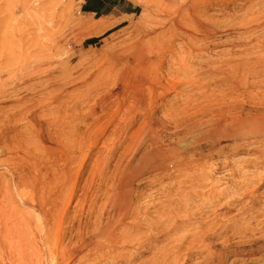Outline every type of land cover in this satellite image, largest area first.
Masks as SVG:
<instances>
[{
	"label": "rangeland",
	"instance_id": "obj_1",
	"mask_svg": "<svg viewBox=\"0 0 264 264\" xmlns=\"http://www.w3.org/2000/svg\"><path fill=\"white\" fill-rule=\"evenodd\" d=\"M188 1L189 0H0V191H1L0 196L3 197L5 194L7 195V197L2 198V199L5 198L4 199L5 201L3 202V204H8V202L10 200L12 206H14V210L17 212L15 214V216H18L20 218V226H21L20 228L22 229L21 239L23 240V242L21 240V243L19 244V245H21L20 246L21 248L16 247V250L18 248L21 249L24 254L26 253V256H27L29 254L27 251L24 252L25 249L32 250V251L35 249V251L36 252L38 251L37 253H39L38 255H40V257H41V258L39 257L40 258L39 264H53L52 260H53L54 256L55 255L58 256L61 254V253H59L60 252L59 249L61 250L62 246H65L67 244L70 235L77 233L79 231L80 227H81V229H84V226H83L84 223L86 226L85 228H88L89 230H91L90 225H92L91 220L93 219V217L90 216L91 215L90 210H91V207L93 205L90 208L86 205L84 207L85 209H83L82 211L79 212V214L76 217L77 220L75 219V221H78V218H80L81 221L80 220L79 221L80 222L84 221V222L83 223L79 222L80 223L79 226H77V222H75L74 226L72 228L66 226V225H68V223H67V221H65V218H67V217L69 218L75 214V212H73L74 211L73 207H74V204L76 201L75 198L71 200L72 204L70 203V206L66 205V201H64L63 204L62 203L60 204L59 202H57L56 205H53V206L48 205V207L45 208L44 211L39 208V206L41 204L44 205L47 203V200L43 199V197H42V195L46 196V193H44L42 189H43V186L45 188V186L49 182V179L54 175L53 174V166L56 165V167L58 168L60 165L63 164V162L60 159L59 160L61 162H57V163L54 162V159H56V156L60 157L59 156L61 154L60 150H83L82 151L83 152L82 159L77 164V167H79V165H80L81 173H82V174L79 173V181L78 182L80 185L78 183H77V185L82 187L83 183H85L86 179H88V187L90 188L89 190L91 192V200L93 199V194H94V197H95L94 201H97L96 208H97V206H99L98 209L100 210V206H101V208L103 206H105L104 204H105V197H106L105 195L102 194V191L104 188L103 189H101V188L105 186V183L102 181L101 177L105 174L110 175L112 172H114L115 167L118 166L115 164L118 160L117 154H119V152H121V150H133V149L135 150V145L133 144L135 142L131 143L133 138H134L133 141L136 140L135 138L140 139V137L144 133L141 136H139V135L145 131H147L146 133H148L147 135H149L150 130L148 131L147 128L151 127V131H153L155 134L157 133L159 135L158 137L161 140H165V142L169 143L170 145H176V144L183 143L184 141L189 140L190 135L187 132L183 131L182 129H180L181 131L179 130V132L177 134H173V132H174L173 128L174 127H173V121L171 120L172 115H178L176 117V119L179 118V119H183V120H184V118L186 120V118L188 119L190 117V119L194 120L193 125L196 128H200L203 125V124L200 125L201 123H209L208 121H211V119L212 120L215 119V116H213V115L215 114V112L217 110H220V109L226 110L229 106L230 107L234 106V108H237L236 106H241V104H244V106L246 108H250V106H252L253 104H255V103L258 104V102L259 103L262 102V99H264V97H262V96H264V91H262V90H264V73L261 72V71H264V70H262V69H264V66H262V65H264V0H199V3H198V0H193V1L190 0V2H188ZM189 3H190V5L193 4L191 6H194L195 9H197V8L199 9L198 10L199 13H197L195 19H197V20L199 19L201 23L204 22V24L205 23L208 24L207 29L203 28L202 26H200L198 24H196L197 26L193 25L191 27V24L189 25V23H186L187 15L183 13V10H182V14H181L179 12L178 8L179 7H190ZM172 7L174 8L173 12H171V11H169V9H167V8L173 9ZM162 8H165L164 9L165 11L162 10ZM204 9H205V11H204ZM201 10H203L204 14L200 13ZM181 15H182V18L184 20L181 18ZM200 15L201 16L204 15V16H202L203 20H202ZM173 19L180 20V22L183 20V22H185V23L181 22V24H183L182 25L183 27L180 24L179 28L175 29L174 26L171 24ZM205 20H207L208 22H206ZM251 25H253V26H251ZM189 26H190V29H189ZM248 27L249 28L255 27V28H254V30L252 29L253 31L251 30L249 32L248 30H250L251 28L248 29ZM180 28H182V29H180ZM202 28L204 31L205 30L206 31L203 32ZM162 29H164V30H162ZM170 29L172 30V32L168 31ZM179 29L183 30V31L179 32L180 31ZM208 29H209V31H208ZM176 30H177L178 34H177V32H175ZM210 31H212V32L210 33ZM174 32H175V36H174ZM188 32H191V33H188ZM241 32L242 33L244 32L243 33L244 36L242 35ZM185 33H187V35ZM206 33H209V35L208 34L206 35ZM191 34H192V37H188V36H191ZM164 38H166V39L164 40ZM191 38H193V40ZM208 39H209V41H211V42L214 41V42H212V43L210 42V44H211L210 45ZM187 40L189 41V43ZM215 40H216V42H215ZM194 41H195V43H194ZM199 41H202V42L200 43ZM197 42L200 43L199 44L200 48H198ZM144 43L154 47L156 50V54H158V55L154 56L153 55L154 53L152 54L151 52H149ZM190 43H192L193 45L192 44H191L192 46L189 45L191 47H190V49H187V48H189L188 44H190ZM242 43H244V44H242ZM195 44H196V46H195ZM250 44L251 45L253 44L256 47L254 48V46L252 47ZM201 45L203 47H201ZM183 46L184 47L187 46V47L184 48ZM183 48L185 49V52L182 53ZM251 48L254 52L256 50L255 54L253 53L252 50H250ZM172 49L175 51H173ZM186 49L188 51H191L190 55H192V56H188L189 53H187ZM246 49H249L253 55L250 53L249 50H246ZM139 50L142 51V53H141L142 55L141 54L139 55V57H140L139 59H135L134 56L137 55L138 53H140ZM198 50L200 52H198ZM192 51H194V52H192ZM201 51L203 52V55H205L204 53H206L208 58H207V56H202ZM248 51L252 56H249ZM236 52L239 55L242 54L240 56V58L238 57L239 55ZM245 52H246V54L248 53V55H245ZM172 53H174V54H172ZM199 53H201V54H199ZM233 53H235V54H233ZM183 54L184 55L188 54V55L183 56ZM193 54H194V56H193ZM173 55L175 58L173 57ZM221 55H224V56H222V58H221L220 57ZM229 55H232V58H230L231 56H229ZM197 56H198V58H197ZM199 56L203 57L204 63L201 60L202 57L199 58ZM225 56H227L229 58H227V57L225 58ZM254 56L256 59L253 58ZM217 57H219V59ZM223 57H224V59H223ZM141 58H143V59L141 60ZM160 58H161V60H160ZM205 58L207 59V62H206ZM235 58H237V59H235ZM148 59H149V64L147 65L146 62L148 61ZM183 59H185L184 62H183ZM199 59L201 60V62L199 61ZM226 59L227 60L229 59V60L227 61ZM260 59L262 60V62H260L261 61ZM246 60L249 61V63L247 62L248 63L247 65L245 62ZM258 60H260V61H258ZM107 61H110V62H107ZM223 61H224V63H223ZM239 61H242V62L244 61L243 62V63H245L244 66L246 65L248 68H246V66L244 67L243 63L239 62ZM254 61L255 62L257 61L256 64ZM176 62H178V65ZM213 62H215V63H213ZM221 62H222V64H220ZM127 63L128 64L131 63V65L128 66ZM233 63L238 64V66L237 65L234 66ZM117 64H118V66H116ZM126 64H127V66H126ZM145 64H146L147 68L145 67ZM231 64L233 65V66H231V68L227 66V65H231ZM253 64H254V66L252 67ZM110 65L112 67H110ZM179 65H181V66H179ZM249 65H251V66L249 67ZM105 66H106V68H107V66H109V69L113 68L112 69L113 71L109 70L108 68L106 69ZM131 66L133 67L132 69L130 68ZM151 66H152V69H151ZM153 66H154V68H153ZM207 66H209V67L207 68ZM127 67H129V69H131V70H134V69L137 70L138 69L137 70L138 73L141 71H143L142 73H144V74H146L148 71H150V72L155 71V73H156V71H157L158 76L162 73L163 75L161 74L162 77H160V78H162V84H163V80L165 77H166L165 80L168 78L169 81H168V79L166 81L164 80V84L162 85L160 90L158 89V91H161V90L166 91L167 90L166 92L161 91L165 95L163 93H160L162 95H159V92L157 91L159 98H157V99L153 98V99H151L152 102H150L151 100L150 101L148 100L150 97L147 99V97H148L147 92L148 91H147V87L145 88V86H147L146 84H144V85L140 84L141 86L138 85L137 88L133 87V89H131L129 86H126L125 88H123V86L120 85L121 84L120 79L123 75H125L124 72L126 70L127 71L129 70ZM143 67H145V69H143ZM155 67L158 68V70ZM169 67H171V68H169ZM224 67H226V68H224ZM235 67H237L236 70L229 73V71L230 70L232 71L233 70L232 68H235ZM177 68L179 70L178 71L179 73L174 72V71H176ZM171 69H172V71H171ZM246 69H247L248 73L244 72L247 74L245 77L244 76L245 74L242 71H244V70L246 71ZM248 69L251 70V73L254 70H255L254 71L255 73L258 72V74H257L258 76H260V74H261V76L257 79H261L262 81L261 80L260 81L262 83H260V81L256 79L257 80V81H255L256 86L251 88L252 87L251 81L253 79H251L252 75L250 74ZM108 70H109V72H108ZM114 70H115V72H114ZM116 70L118 73H116ZM256 70H258V71H256ZM106 72H107V74H106ZM240 72H242V73H240ZM115 73H116V75H115ZM122 73H124V74H122ZM185 73H188V75H189V73H191L188 76V78H186L189 81H186L184 79V82L186 81L185 84H183V82L181 84V79H182L181 76L184 78ZM192 73L194 76L192 75ZM111 74H113V75H111ZM207 74H208V76H207ZM213 74H215V76ZM241 75H242V77L243 76L244 77L242 78ZM257 75L255 74V78L257 77ZM108 76L110 77L109 79H108ZM247 76H249V77H247ZM191 77L194 78L193 80H195V81H193L191 79ZM212 77L214 79H212ZM101 78L103 80H100ZM113 78L115 81L114 80L112 81ZM118 78H120V79H118ZM241 78H242V81L245 78V80H244L245 82L244 81L243 82L238 81V79L241 80ZM221 79H227V80L224 81L222 84H219V88L214 87L215 86L214 83H217ZM177 80L180 81L181 85L179 84V81H177ZM103 81H106V83L107 82L108 83L107 84L105 82L102 83ZM175 81H176V83H175ZM192 82H195V83H192ZM240 82H242V83H240ZM99 83H101L100 84L101 86L97 87L99 85ZM169 83H170V85H169ZM227 83H228V85L230 84L231 86H228ZM104 84H106L107 87H106V85L104 86ZM109 84H111V85H109ZM112 84L114 85L113 87H112ZM174 84L175 85L177 84V85L175 86ZM193 84H195L197 86V89H196V86L193 87ZM239 84H241V85L239 86ZM249 84H250V86H249ZM259 84H260V86H258ZM164 85L167 86L169 89L168 88L164 89V87H165ZM226 85H227V87H226ZM237 85H238V87H237ZM27 86H29V87L26 88ZM94 86L97 87L96 88L97 91L95 90ZM171 86H174V88L172 87V89H171L170 88ZM198 86H202V87L200 89H198ZM78 87H80V88L78 89ZM102 87H104L103 88L104 90L102 89ZM141 87H143V88H141ZM221 87H222V89L223 88H225V89L229 88V91L232 89L233 90H232V92H229V91H227L228 89L222 90ZM233 87H235V90ZM243 87H244V89H243ZM25 88H26V90H25ZM202 88H204V89L202 90ZM107 89L112 92V93L110 92L112 95L115 94L114 92H116V94H115L116 97L114 98V95H113L112 100L110 98V96L112 97V95L109 93V91ZM121 89H123V90H121ZM143 89H144V91H143ZM209 89H211V90L209 91ZM212 89H213V91H212ZM253 89L255 91H253ZM34 90H36V91H34ZM116 90H118V91H116ZM125 90H127V91H125ZM135 90L137 91V93H139V98L137 100H135L136 103L134 102L135 104L138 105V106H136L137 110H135L137 112L136 113L137 115L134 118V116H133L134 114H132V113H134V110H130L129 114L125 113L124 111L127 108H129L127 102L129 101V98H131V96H132L131 94L133 92H135ZM204 90H206L208 93H206V91H204ZM251 90L253 91V93H255V92L257 93V94L255 93V97L253 96V94H251ZM40 91H41V93H39ZM128 91H129V93L131 91L132 92L130 94H128ZM247 91L250 93H247ZM61 92H63L64 94H65V92H68V95L70 96V97H68V95H67V100L64 102V105H62V107L56 108L55 106H52L51 104H49V103H51V100L53 101V99H55L56 96H58ZM99 92H100V94H99ZM102 92L103 93L106 92L107 94H110V96L108 95L109 96L108 97L107 95H105L106 93L103 94ZM144 92H146V93L144 94ZM214 92H215V94H214ZM222 92H223V94H222ZM226 92L228 95L226 94ZM236 92L237 93L239 92V95ZM95 93H96V95H95ZM197 93H199V94H197ZM230 93H234V94L231 95ZM126 94H127V96L129 95L128 96L129 98L126 96ZM141 94H143V95L141 96ZM210 94H212V95H210ZM213 94H214V96H213ZM218 94H220L219 96L222 97L223 99L220 98L218 96ZM224 94H226L227 98L228 99L230 98V99L228 100ZM54 95H56V96H54ZM243 95H245V96H243ZM258 95L259 96L262 95V96H260V98H259ZM208 96H211V98ZM160 97H161V99H160ZM8 98H10V99H8ZM41 98H42L44 103H42ZM205 98L209 103L206 101V102H203V104L201 105L202 101L205 100ZM75 99H80L82 102V105H83V109L82 108L79 109V110H81L80 112H82V110H83V113H80L79 118H78L80 121L78 119L76 120L75 118H73L75 120L74 121L72 119L73 111H69V109H68L71 107V104H72L73 100H75ZM93 99H95L96 102ZM103 99H105L107 101L110 100L109 102H112V104H111L110 110L107 109V113L101 114L100 101H102ZM146 99H147V102H145ZM224 99H225V101H224ZM259 99H261V100H259ZM98 100H100V101L97 102ZM233 100H235V101H233ZM244 100L246 102H244ZM252 100H254V101H252ZM255 100H257V101H255ZM32 101H34V103H32ZM35 101L36 102L38 101V102L36 103ZM130 101H132V100H130ZM142 101L145 102V104L148 103L149 106L154 105L157 102H159V103H157L159 106L155 105V107L153 109L154 113L150 114V112L152 111V110H150L151 107L149 108V110H148V108L146 109V106H148V105H145ZM213 101H215L217 104H215V102L213 103ZM228 101H230V102H228ZM247 101H249V102H247ZM46 102H48V103H46ZM138 102H140V103H138ZM221 102H222V104L225 103L226 105H222ZM84 103H85V105H84ZM96 103L98 106L96 105ZM150 103H154V104H150ZM32 104H34V105H32ZM45 104H47L48 110H45V109H47L46 107L44 108V106H46ZM125 104H126V106H125ZM139 104L145 105V106L140 105L142 110H141V108H138ZM195 104H196V106H195ZM210 104L211 105L213 104L214 107L209 106ZM38 105H40V107ZM41 105H42V107H41ZM48 105H50V106H48ZM187 105L189 108H186ZM120 106H121V108H120ZM182 106L185 108H183ZM36 107L40 108V110L38 108V112H36L37 111ZM51 107H52V112H51ZM92 107H94L95 110H93ZM95 107L97 108V110ZM193 107H195V108L193 109ZM197 107H199V109ZM204 107L205 108L207 107V109H205ZM16 108H17V110H16ZM59 108H60V110H59ZM65 109H68L67 110L68 113ZM188 109H189V111H188ZM196 109H198V110H196ZM212 109H215V110H212ZM41 110L42 111L45 110V111L42 112ZM70 110H73V109L71 108ZM203 110H208L209 113L211 110L215 111V112L211 115H208V116H210L208 118L207 115L201 116L202 115L201 112ZM55 111L57 112V114H54V113H56ZM63 111H64V114L62 113ZM65 111H66V113H65ZM94 111H96V112H94ZM139 111H141V112L143 111V114H144V115L142 114L143 117H140L142 115H141V112H139ZM144 111H145V113H144ZM10 112H13L16 115V119L18 118L16 122H10V123L6 122L5 117ZM20 112L23 113L22 117H21ZM28 112L30 114H28ZM45 112H46V114H45ZM148 112H149V115H148ZM5 113H7V114H5ZM38 113L40 114V116ZM69 113H70V115H69ZM183 113H184V115H183ZM97 114L99 116H97ZM53 115L56 117L54 118ZM195 115H198V116H195ZM58 116L59 117L62 116V117L59 118ZM81 116H82V120H81ZM104 116H105V118H104ZM38 117H39V119H38ZM67 117H69V118H67ZM129 117H131L129 119L130 124H129V122L127 123L128 120L126 119ZM51 118H54V119H51ZM123 118H125V119H123ZM132 118H133V120H131ZM143 118H145L149 122H147ZM25 119H26V121H25ZM57 120H58V122H57ZM143 120H144V122H143ZM150 120L152 123L150 122ZM47 121H50V122H47ZM52 121L54 123H56L57 126H56V124H54V127H53ZM61 121H66V122L64 124V122H61ZM69 121H71V122H69ZM72 121L76 122L77 126H75L76 123L74 125L73 124L74 122L72 123ZM38 122H39V124H38ZM59 122L62 123V126L64 128V130H62V131H65V138H64V136H62L63 132L61 134L62 137L60 136L61 124H59L60 125L59 126L58 125ZM32 123H34V124H32ZM67 123H69L70 124L69 126H72L73 129L68 128L69 126L68 127L66 126ZM118 123L120 126H123V125L125 126V129H126V130L124 129L125 132H124V130L121 131V127H118L119 126ZM125 123H127V124L125 125ZM147 123L149 125H147ZM21 125L23 128H21ZM112 125H113L114 129H115V127L118 130L120 129L119 131L117 129H115V131L117 130L121 134L116 133V132L114 133V131L112 133V131H111V128L113 129ZM127 125L129 128H126ZM158 126H160V127L162 126V127L160 128ZM45 127H47V129ZM52 127H53V130L56 131V134H55V131L53 132V130H51ZM55 127H57V128H55ZM80 128H82V129H80ZM32 129H35L34 131H36V132L32 131ZM47 130H48V132H47ZM57 130L59 131V133ZM68 130H69V132H67ZM70 130H71V132H70ZM126 131H127V133H126ZM171 131H173V132L171 133ZM66 132L69 134L71 133L70 136L72 138ZM81 132H84V133H81ZM50 133H51V135H49ZM168 133H171L172 135L170 136V134H168ZM53 134H55L54 135L55 137L53 136ZM80 134H82V135H80ZM125 134L127 135V137ZM166 134L168 135V137L165 136ZM32 135H34V136H32ZM36 136L38 137V139ZM124 136H125V140H124ZM144 136L146 137V135H144ZM144 136H143V138H145ZM118 137L121 140H123L124 142L121 141ZM60 138H61V140H60ZM73 138H75V139H73ZM77 138L79 139L80 142L78 141ZM73 140H75V142ZM204 140L209 141V142L208 143H201L202 145L199 143L198 146H201L202 150H197L198 152H200L198 155L200 156V154H201L200 157H204V158H201L200 162L196 163V168L199 169V170H196V172H197L196 175L199 178L201 177V179H202V182L200 179V182L198 183V184H200V187H202V189L201 188L199 189V185L196 183L197 189H195V190H197L199 195L196 194L195 196H192L193 199H192V197L190 199H187V198L185 199L186 196H185V194L183 196V193H184L183 190H184V188L186 190V188L189 186V184L182 186L181 189L178 190L179 188L177 189V186H178L179 181L182 178L180 179V178H174V177H169V176L161 179L160 182L158 181L157 183H154L152 186H149V184H148L149 182H147L149 180L145 179L142 181L140 188H138L140 195H139V199L137 201H139V200L140 201L135 202V210L140 213L139 215L142 216L141 217L142 221L144 220L143 218H145L144 215L146 214V218H145L146 222L144 221L142 223H139V225H140L139 228H141L142 226L143 227L135 233L138 235L140 232L139 236L140 237L142 236L143 239L145 238L144 243H143L144 246L142 244L141 247H137V246H135L134 242H130V243H128L130 245H119V250H116L118 252H123L125 250L126 251L128 250V252H129L128 258L129 257L131 258L130 261L132 259H134L135 264H138L141 262L144 263L145 258H146V260L150 259V255H152V256L155 255L154 251L155 250L158 251V249H159V252H156V256L162 255L164 257L166 255V257L169 258V259L167 258V260L169 261L172 259V261H170V262L167 261L165 263L166 264H168V263L172 264L171 262H173V264H174L173 258H170V256L173 257L174 251L172 250V252H171V250H169L170 247H171L170 249H172V247L174 245H178L179 242H175L176 244H174V241H178V240L182 239L186 233H187L186 235H188V236H185L184 238H187V237L189 238V237H191L193 231H195L197 229L199 231V229H200L199 227H201V226H202L201 229L204 228L205 225L208 223L207 221H209V220H207L208 219L207 212L210 213V211H212V209L214 208V204H216V202L220 201L221 199L222 200L219 202L220 204L222 203V201L225 202L226 198L228 199V197L230 195H232L233 193H235V191L237 189H239L238 186H236V187H238L237 189L235 187H233L234 189H232L231 187L233 185L229 186V184H226V182L227 183L232 182L233 180L235 182H237L238 179L241 178V176H243V174H245V175L241 179L243 180V182H247L248 180L253 178V176L256 175V173H257L256 170L252 167L251 163H249V161H248L249 159H252L254 157V155H256V153L253 150H249L247 152V154L245 152H243L244 153L243 155H242L241 151H238L237 153L236 152L232 153L231 151H229V152L225 151V154H222V153H219L220 150H217L218 147L219 148L223 147L224 150H227L228 147L231 146L230 145L231 143H228V142L222 143V144H219V146H214L215 147L214 148L212 146L213 139H212V141L209 140V138L204 139ZM39 141H41L42 143ZM80 143L82 144V146ZM130 144H131V146H130ZM34 148H35V150H34ZM111 149L115 150V151H113V152H115L114 153L115 155L114 154L110 155V156L108 155L107 157L103 158L104 164H102V162H98V163L94 162L97 154L100 151L111 150ZM209 150L210 151L212 150V151L210 152ZM95 152H96V156H95ZM249 152L251 155L249 154ZM240 154L242 156H240ZM90 155H91V157H90ZM226 155L229 156L230 158H228ZM66 156L68 157V155H66ZM205 156L207 157V159L205 158ZM220 156L221 157L223 156L222 158L224 160L226 159V161H224ZM235 156L237 158H233ZM244 156H247V157L245 158ZM87 157H89V158H87ZM218 157H219V159L220 158L221 159L219 160ZM240 157H242L243 159L242 158L240 159ZM63 159L65 160V158H63ZM236 159H238L237 163H239L241 160H242L241 162H243V163L240 162L241 165L240 164L237 165L235 162ZM92 160H94V161H92ZM104 160L106 162H104ZM212 160H213V163H211ZM222 160L224 161V163ZM214 161L215 162L217 161V163H216L217 165H214L215 164ZM66 162L69 163L68 159L66 160ZM92 162L94 163V165ZM208 162H210V164ZM199 163H201L202 165L200 166ZM221 163H223L224 165ZM225 163H226V165H225ZM198 164H199V166H197ZM231 164L233 167L231 166ZM246 164H247V166L249 165V167H247ZM113 165H114V168H113ZM221 165H223V166L220 167ZM227 165H229V167L231 169H229L227 167ZM235 165H237V166H235ZM98 166H101V167H98ZM202 166L203 167L205 166L204 167L205 169ZM209 166H212V167L209 168ZM240 166H242V167L239 168ZM74 167L76 168L75 165H74ZM103 167H104V169H103ZM200 167L202 168L201 169L202 172L200 171ZM235 167L238 168L239 170L236 169ZM208 168L210 169V172L208 171L209 170ZM244 168H247L249 172L251 171V173H249V172L246 173L247 169H244ZM34 169H35V171H34ZM235 169H236V171H235ZM212 170H213V172H212ZM222 170H224V171H222ZM233 170H234L235 174L233 173ZM241 170H243V171L246 170V171L244 173L242 171V173H243L242 174ZM254 170H255V172H254ZM228 171H230V172H228ZM11 172L14 174H12ZM104 172H105V174H104ZM17 173H19V174H17ZM97 173H98V176H97ZM232 173L234 174V176ZM100 174H103V175L101 176ZM227 174H228V176H227ZM236 175L237 176L239 175L240 177L239 176L237 177ZM250 175L252 176L251 178L248 177ZM35 176H36V178H35ZM209 176L210 177L212 176L213 178L212 177L210 178ZM99 177H100V179H99ZM220 177H221V179H224V180L222 181L221 179H219ZM82 178L83 179L85 178V179L83 180ZM178 179H180V180H178ZM216 179H217V181H216ZM225 179H226V181H225ZM212 180L214 181V183L216 185H214V184L210 185L211 182L213 183ZM240 180L237 182V184L243 183ZM4 181H5V183H4ZM83 181H85V182H83ZM2 182H3V184H2ZM208 182H210V183H208ZM41 183H42V185H41ZM176 183H177V186H176ZM201 183H203L205 185V187H203L204 185ZM205 183H207L208 187L206 186ZM7 185H8V187H7ZM98 185H100V186H98ZM223 185L226 186V187L224 186V188H227V190L223 188ZM209 186H211V187L209 188ZM219 186H221V187H219ZM91 187H93V188H91ZM150 187H152V188H150ZM161 187H164V190L166 192ZM172 187H174L175 190H174V188L172 189ZM105 188H106V186H105ZM182 188H183V190H182ZM217 188L221 189L222 191L225 190L224 192L226 193V195H229V196L226 197V195H225L224 197L220 198L219 200H216L217 198L211 199V197L201 196L204 193L206 195L210 189L215 191V190H217ZM230 188H231V190H230ZM100 189H101V191H100ZM161 189L163 190V192L159 191ZM168 189H171V190H168ZM176 189H177V191H176ZM206 189H208V190H206ZM262 189H264V185H262L261 188L257 191V194H258V192H260L259 193L260 200L257 201L256 203H254L251 206V209L249 211H247L245 213V215L243 213L244 218L242 216L239 217L238 213L236 212L239 210V207L233 208V210H232L233 212L231 211L232 213L230 212L229 213L230 215L228 214L229 216L227 215V216H225L226 218L224 217V219H228V220H230L234 217L235 218V220H234L235 224H237L239 228H242V230H243L242 226H245V224L248 223L247 230L245 228V232H243L244 231L243 230L242 231L243 233L241 232L240 234L236 235V238L234 236V238L230 239V235H231V237H233L231 234L233 232H231V228L229 227L225 233L226 239L229 238L228 240L232 242V240H234V239L238 240L240 237L239 240H241L243 238L242 236L244 235V233H247V236H249L250 238L253 236L251 239L257 237V238H255V239H257L256 245L260 244L261 240H259L258 237L260 236V232L262 230H264V229L260 230V228H264V226H262V225H264V221H261V220H264V200H262V199H264V193H262V191H264V190H262ZM173 190L176 191L177 194ZM200 190L201 191L203 190V192H200ZM16 191H18L17 194H16ZM96 191L98 193H96ZM180 191H181V195H179ZM79 192L77 191V194ZM167 192H168V194H166ZM173 192H174V194H173ZM231 192H232V194H231ZM144 193H146V194L144 195ZM244 193H245V191L243 190L242 192L239 191L238 194H240L241 197L243 196L242 198H243V200L245 199L244 201H246L247 204H250L249 201L246 200L248 198L244 197L245 196ZM98 194H99V197H98ZM17 195H19V196H17ZM102 195L104 197H102ZM166 196L168 198H165ZM199 196H201V197H199ZM1 197H0V199H1ZM100 197L102 199H100ZM179 197H181V199H179ZM195 197H196V199H195ZM103 198H104V200H103ZM176 198L179 201H176L175 200ZM200 199L203 202L200 201ZM91 200H89V201H91ZM102 200H103V202H101ZM182 200L183 201L186 200V202L184 201V204H183ZM167 201L169 204L167 203ZM188 201H189V203L187 204ZM209 201L212 203V206H211V203H209ZM177 202H179V203H177ZM181 202H182V204H181ZM206 202H208V203H206ZM102 204H103V206H102ZM179 204H181V205H179ZM185 204L188 205L189 207H187V206L185 207ZM208 204L210 205V207ZM244 204H245V202H243L241 205H238V206L241 207ZM62 205H63V207H62ZM72 205H73V207H72ZM168 205H169L170 209H169V207H165ZM171 205L172 206L175 205V206L171 208ZM183 206H184V208H183ZM177 207L179 210L177 209ZM167 208L170 210V212H172L171 217L176 218L177 222L176 221L175 222L177 224L180 223V225L177 227L178 229H175V230H179V232L177 233V231H175L173 229H169V227L172 228V226L174 225V224L171 225V221L168 222V223H170V224H168L170 226H168L167 224H166L167 226L165 224L162 225V226H165V228L167 227V229H165L164 227L162 228L161 224L158 225L162 228L161 229L162 232H160V230H159L160 227H157L156 229H152V230L148 229V227H150V226L147 223H149V222L153 223L152 219L157 218V216H160L161 212L163 213V214L161 213L162 215H167V214H165V211L167 210ZM180 208H182V209H180ZM210 208H212V209H210ZM162 209H163V211H162ZM185 209L188 210V213H186L187 210H185ZM56 210H58V211L56 212ZM175 210H176V212H175ZM180 210H182V211H180ZM155 211H156V213H155ZM158 211H160V212H158ZM81 212H83V215L85 213V215L83 216ZM157 212H158V215H157ZM240 212H242V211H240ZM167 213H169L168 210H167ZM183 213L186 215L184 216ZM234 213H235V215L233 216ZM37 214L38 215L40 214V215L36 216ZM152 214L153 215L155 214V215L152 217ZM176 214L180 215V217H178V215H176ZM169 215L170 214H168V216ZM182 215H183V219L185 221L181 218ZM254 215L256 217H253ZM205 216H207V219L204 220ZM40 217H42V219ZM84 217H87V219L86 218L84 219ZM148 217L151 218L150 221H149ZM200 217L202 218V221L200 220L201 219ZM251 217L256 218V220H254ZM37 218H39V220ZM178 218L179 219L181 218L180 221L183 220L184 222L183 221L180 222ZM190 218H192V219L194 218L193 221L192 220L190 221ZM238 218H239V221H238ZM249 218H250V220H249ZM22 219H23V221H22ZM236 219H237V221H236ZM251 219H253V220H251ZM45 220H46V222H45ZM174 220L175 219L172 220L173 223H174ZM197 220L199 221V223L204 222L205 225L202 223L198 224ZM244 220H246L247 222H245ZM39 221H41L42 223ZM89 221H91V222H89ZM118 221L121 222V220H118ZM188 221L190 222V223H188V225L190 224L188 226V227H190L189 228L190 233H189V229H188L187 223H186ZM241 221H244L245 224H242L243 222H241ZM230 222H232V221L230 220ZM230 222H229V224H231ZM63 223L66 225H64ZM88 223H89V226H88ZM144 223H146V224H144ZM181 223H183V224L181 225ZM194 223H195V225H194ZM41 224L45 225L47 229L45 228V226L44 227H43V225L41 226ZM48 224L50 226H48ZM141 224H144V225H141ZM249 224H251V226H249ZM63 225H64V227H63ZM196 225H199V226L197 227ZM180 227H182V230ZM192 227H193V229H191ZM48 228H49V230H48ZM168 229H169V231H167ZM126 230H128L127 227H124V228L120 227L117 230V232H119V233L125 232ZM146 231H147V233H146ZM155 231L158 232V233L156 232L158 235H156ZM174 231H175V234L172 235L171 233ZM185 231H186V233H185ZM257 231L258 232L260 231V232L258 233ZM49 232H50V235H48ZM108 232H109V228L106 230V232H104L102 234L101 237L102 238L105 237ZM169 232H170V235H169ZM62 233H66V234L64 236H62ZM159 233H161V234H159ZM228 233H230V234H228ZM251 233H252V235H251ZM147 234H149V235H147ZM166 234H167V236H166ZM241 234H242V236H239ZM26 235H27V237H26ZM160 235L163 237L164 240L161 238ZM174 235L176 237L178 235L179 236L181 235V236L179 239H177L174 237ZM28 236H29V238H28ZM31 236H32V238H30ZM148 236H151V238H153V237L158 238L160 236L159 239H157V240L159 242H161L160 239H162V242L164 241V243L162 244L163 246L158 241L156 242L157 244L155 242H152V244H150L149 241L148 242L146 241L147 243H149V246H148V244L145 243V240ZM170 236L173 238V240L171 239ZM36 237L40 238V243H39V238L37 239ZM45 238L47 239V241L45 240ZM168 238H169V240H168ZM30 239H34L35 243L31 245V243L34 242V240H30ZM48 239L50 240L49 242H48ZM165 239L168 241H165ZM170 239L172 242L170 241ZM76 240H77L76 238L75 239L73 238L72 244H75ZM41 241H43V243H45L44 245L42 243L43 246H45V245L46 246L49 245V246H47V248H46V246L43 248V246H41ZM62 241H63V243H61ZM219 241L217 240L216 242L219 243ZM169 242H171V244ZM167 243H168V245L170 244L169 247H168V245H166ZM131 244H132V247H131ZM154 244L157 246L158 249L155 246L153 247ZM172 244H173V246H171ZM36 245H38V246H36ZM150 245L152 246L151 248H150ZM158 245H159V247H158ZM59 246H60V248H59ZM70 246L71 245H68L67 247L70 248ZM23 247L25 249H23ZM37 247L39 248L40 251L42 250V252L44 250V253L42 255H41V252L38 250ZM135 247H137V248L135 249ZM143 247H144V249H143ZM145 247H146V250H145ZM161 248H164L165 251L160 250ZM50 249H51V251H53V254H51V256H49V252H48V251H50ZM107 249H108L107 246L104 245L102 248H100L97 251V253L100 252L99 253V255H100V254L104 253ZM148 249H150V250H148ZM152 249L153 250L155 249V250L153 252H151ZM22 251L20 253H22ZM130 252L132 254H130ZM134 253H136V255L138 257ZM157 253H159V254L157 255ZM29 256H30V259H27V258L24 259L25 263L27 261H29L27 263L31 264L32 262L36 261V260H31L32 256L31 255H29ZM29 256H28V258H29ZM152 256H151V258H152ZM16 257L18 258V256L15 255L14 260L16 259L17 262L14 261L13 259L12 260L10 259L9 260L10 262H9L6 259L8 261V263L6 261H4L5 264H15V263L16 264H20V263L24 264V262L23 263L20 262V260H19L20 258L17 260ZM257 257H258V254L254 255V256H242V258L245 259L244 264H253V263H251V261L253 260V258L256 259ZM128 258H126L125 260L116 259L117 261L115 259L114 260L112 259L114 263L112 262V260L108 261L107 259L102 258L100 260V262L91 261V263H90L88 261H85V264H99V263L105 264V262H107L109 264H115V263L127 264L126 262L129 261ZM192 258L194 260L193 256L189 259L187 258L188 263H190V264L194 263ZM190 259L192 260V262L190 261ZM146 260H145V262H146ZM1 261H0V264H4L3 260H1ZM59 261H60L59 264H68V263L69 264H72V263L77 264L78 263L77 258L74 261H70L69 260V253L65 252V251H64L63 257H60ZM196 262H197V259H196ZM35 264H38V263H35ZM152 264H155V263H152Z\"/></svg>",
	"mask_w": 264,
	"mask_h": 264
},
{
	"label": "bare ground",
	"instance_id": "obj_2",
	"mask_svg": "<svg viewBox=\"0 0 264 264\" xmlns=\"http://www.w3.org/2000/svg\"><path fill=\"white\" fill-rule=\"evenodd\" d=\"M193 1V0H192ZM191 1V2H192ZM177 2V1H176ZM188 2H190V0L188 1ZM195 2V1H194ZM193 2V3H194ZM180 3V2H179ZM187 3V2H186ZM196 3V2H195ZM198 3H199V0H198ZM197 3V4H198ZM177 4V3H176ZM188 4V3H187ZM189 5H190V3H189ZM191 5H193V4H191ZM190 5V7H179L178 9H179V12L182 14V10H183V13L184 14H186L187 15V17H186V23H189V25L191 24V27L193 26V25H195V26H197L196 24H198V25H200V26H202L203 28H206L207 29V25L208 24H204V22H200V20L198 19H195L196 18V15H197V13H199L198 12V8L197 9H195V7L194 6H191ZM185 6V5H184ZM173 8V7H172ZM165 8H162V10H164ZM167 9H169V11H171V12H173L174 11V8L173 9H170V8H167ZM177 9V10H178ZM161 10V11H162ZM165 11V10H164ZM168 11V12H169ZM204 11H205V9H204ZM163 12V11H162ZM164 13V12H163ZM200 13H203V10H201L200 11ZM168 14V13H167ZM204 14V13H203ZM178 15V14H177ZM201 16V15H200ZM202 16H204V15H202ZM201 16V18H202V20H203V17ZM169 17V16H168ZM176 17V16H175ZM180 17V16H179ZM181 18H182V15H181ZM179 19V18H178ZM183 19V18H182ZM169 20V19H168ZM184 20V19H183ZM183 20L181 21V22H183ZM206 22H208L207 20H205ZM181 22H180V20H175V19H173V21H172V25L174 26V28L176 29H178L179 28V26H180V24H181ZM183 23H185V22H183ZM170 24V23H169ZM183 24H181V26H182ZM171 26V25H170ZM172 26V27H173ZM187 26V25H186ZM251 26H253V25H251ZM183 27V26H182ZM194 28V27H193ZM198 28V27H197ZM203 28H202V30H203ZM251 28V27H250ZM249 27H248V29H250ZM255 28V27H254ZM254 28H251L250 30H248L249 32L253 29L254 30ZM180 29H182V28H180ZM179 29V30H180ZM189 29H190V26H189ZM212 29V28H211ZM210 29V30H211ZM162 30H164V29H162ZM161 30V31H162ZM214 30V29H213ZM247 30V29H246ZM252 30V31H253ZM167 31V30H166ZM168 31H171L172 32V30L170 29V30H168ZM181 31H183V30H180L179 32H181ZM206 31V30H205ZM204 30H203V32H205ZM208 31H209V29H208ZM175 32H177V30L175 31ZM175 32H174V36H175ZM193 32V31H192ZM202 32V33H203ZM212 31H210V33H211ZM240 32V31H239ZM152 33V32H151ZM157 33V32H156ZM160 33V32H159ZM158 33V34H159ZM164 33V32H163ZM188 33H191V32H188ZM242 33V32H241ZM244 33V32H243ZM243 33H242V35H243ZM253 33V32H252ZM149 34V33H148ZM147 34V35H148ZM171 34V33H170ZM177 34H178V32H177ZM176 34V35H177ZM186 35H187V33H185ZM209 35V33H206V35ZM248 34V33H247ZM146 35V34H145ZM156 35V34H155ZM182 35V34H181ZM203 35V34H202ZM251 35V34H250ZM183 36V35H182ZM185 36V35H184ZM244 36V35H243ZM252 36V35H251ZM250 36V37H251ZM155 37V36H154ZM159 37V36H158ZM161 37V36H160ZM172 37V36H171ZM188 37H192V34H191V36H188ZM205 37V36H204ZM210 37V36H209ZM173 38V37H172ZM166 38H164V40H165ZM192 40H193V38H191ZM214 39V38H213ZM189 40V39H188ZM187 40V41H188ZM212 40V39H211ZM251 40V39H250ZM207 41V40H206ZM205 41V42H206ZM208 41H209V39H208ZM207 41V42H208ZM193 42V41H192ZM200 43L202 42V41H199ZM210 42L211 41H209V44H210ZM212 42H214V41H212ZM211 42V43H212ZM215 42H216V40H215ZM253 42V41H252ZM188 43H189V41H188ZM194 43H195V41H194ZM200 43H198L197 42V44H198V48H200L199 47V44ZM204 43V42H203ZM250 43V42H249ZM257 43V42H256ZM145 44V43H144ZM192 43H190V44H188V46L189 45H191ZM205 44V43H204ZM207 44V43H206ZM214 44V43H213ZM242 44H244V43H242ZM146 45V48L148 49V51L149 52H151L154 56H156V55H158V54H156V50H155V48L154 47H152L151 45H148V44H145ZM193 45V44H192ZM191 45V46H192ZM211 45V44H210ZM251 45V44H250ZM191 46H189V48H187V49H190V47ZM195 46H196V44H195ZM252 47L254 46L253 44L251 45ZM182 47V46H181ZM180 47V48H181ZM184 47V46H183ZM187 47V46H186ZM186 47H184V48H186ZM201 47H203L202 45H201ZM206 47V46H205ZM256 46H254V48H255ZM96 48V47H95ZM182 49V53L183 52H185V49ZM186 49V51H187V53H189V55L188 54H183V56H192V55H190V52L191 51H188ZM193 49V48H192ZM173 50V49H172ZM184 50V51H183ZM200 50V49H199ZM198 50V52H200ZM202 50V49H201ZM246 50H249V49H246ZM245 50V51H246ZM250 50H252V48L250 49ZM249 50V51H250ZM140 51V50H139ZM173 51H175V50H173ZM178 51V50H177ZM249 51H248V53H249ZM253 51V50H252ZM159 52V51H158ZM179 52V51H178ZM192 52H194V51H192ZM247 52V51H246ZM246 52H245V55H248V53L246 54ZM255 52H256V50H255ZM255 52L253 51V53L255 54ZM142 53V51H140V53H138L137 55H135L134 57H135V59H139L140 57H139V55ZM148 53V52H147ZM177 53V52H176ZM202 53V54H201ZM201 53H199V54H201L202 56H207L206 55V53H204L205 55H203V52L201 51ZM231 53V52H230ZM237 53V52H236ZM250 53L252 54V52L250 51ZM249 53V56H252L251 54ZM150 54V53H149ZM148 54V55H149ZM172 54H174V53H172ZM232 54V53H231ZM233 54H235V53H233ZM238 54V53H237ZM142 55V54H141ZM239 55V54H238ZM242 54H240L238 57L240 58V56H241ZM244 55V54H243ZM118 56V55H117ZM152 56V55H151ZM176 56V55H175ZM193 56H194V54H193ZM202 56H199V58L200 57H202ZM222 56H224V55H221L220 57L222 58ZM229 56H231L230 58H232V55H229ZM234 56V55H233ZM150 57V56H149ZM172 57V56H171ZM173 57H174V55H173ZM227 56H225V58H226ZM237 57V58H238ZM257 57V56H256ZM175 58V57H174ZM185 58V57H184ZM192 58V57H191ZM197 58H198V56H197ZM207 58H208V56H207ZM218 59H219V57H217ZM220 58V59H221ZM227 58H229V57H227ZM237 58H235V59H237ZM253 58H255V56L253 57ZM143 58H141V60H142ZM165 59V58H164ZM206 59V58H205ZM223 59H224V57H223ZM250 59V58H249ZM256 59V58H255ZM258 59V58H257ZM109 60V59H108ZM155 60V59H154ZM160 60H161V58H160ZM181 60V59H180ZM184 60L185 59H183V62H184ZM201 60H202V62H203V57L201 58ZM201 60L199 59V61L201 62ZM227 60V59H226ZM229 60V59H228ZM227 60V61H228ZM261 60V59H260ZM260 60H258V61H260ZM205 61V60H204ZM222 61V60H221ZM107 62H110V61H107ZM106 62V63H107ZM114 62V61H113ZM112 62V63H113ZM175 62V61H174ZM180 62V61H179ZM206 62H207V59H206ZM239 62H242V61H239ZM244 62V61H243ZM242 62V63H243ZM246 62V65L249 63V61H245ZM248 62V63H247ZM252 62V61H251ZM255 62V61H254ZM253 62V63H254ZM257 62V61H256ZM256 62H255V64H256ZM260 62H262V60L260 61ZM147 63V65L149 64V59H148V61L146 62ZM177 63V65H178V62H176ZM181 63V62H180ZM204 63V62H203ZM213 63H215V62H213ZM223 63H224V61H223ZM230 63V62H229ZM237 63V62H236ZM109 64V63H108ZM128 64V63H127ZM127 64H126V66H127ZM154 64V63H153ZM156 64V63H155ZM169 64V63H168ZM220 64H222V62L220 63ZM234 64V66L235 65H237L238 66V64H235V63H233ZM240 64V63H239ZM244 64L245 63H243V66H244ZM260 64V63H259ZM112 65V64H111ZM110 65V67H112ZM129 65H131V63H129L128 64V66ZM205 65V64H204ZM245 65V66H246ZM116 66H118V64L116 65ZM115 66V67H116ZM179 66H181V65H179ZM196 66V65H195ZM228 67H230L231 68V66H233L232 64L231 65H227ZM226 66V67H227ZM242 66V65H241ZM242 66V67H243ZM244 66V67H245ZM251 65H249V67H250ZM254 66V64L252 65V67ZM262 66H264V65H262ZM103 67V66H102ZM114 67V66H113ZM145 67L147 68V66H146V64H145ZM145 67H143V69H145ZM201 67V66H200ZM209 66H207V68H208ZM226 67H224V68H226ZM243 67V68H244ZM105 68H106V66H105ZM107 68L109 69V66H107ZM106 68V69H107ZM128 69H129V67H127ZM131 69L133 68L132 66L130 67ZM153 68H154V66H153ZM156 68V67H155ZM169 68H171V67H169ZM203 68V67H202ZM213 68V67H212ZM236 68L237 67H235V68H232L233 70L231 71H229V73H231V72H233V71H235L236 70ZM246 68H248L247 66H246ZM255 68V67H254ZM253 68V69H254ZM113 69V68H112ZM112 69H109V70H112ZM115 69V68H114ZM117 69V68H116ZM131 69H129L128 71L126 70L124 73H125V75H123L122 77H121V79L120 78H118V79H120V81H121V86H123V88H125L126 86H129L131 89H133V87H135V88H137L138 87V85L139 86H141L140 84H146L147 86H145V88L147 87V93H148V97H147V99L150 101L151 99H157V98H159L158 97V94H157V91H158V89L160 90L161 89V87H162V85L164 84V80H165V78H164V80H163V84H162V78H160V77H162L161 76V74L158 76V73H157V71H156V73H155V71L154 72H150V71H148L146 74H144V73H142L143 71H141V72H137V70H131ZM151 69H152V66H151ZM157 70H158V68H156ZM198 69V68H197ZM239 69V68H238ZM242 69V68H241ZM250 69V68H249ZM248 69V70H249ZM109 70H108V72H109ZM169 70V69H168ZM201 70V69H200ZM220 70V69H219ZM260 70V69H259ZM262 70H264V69H262ZM113 71V70H112ZM133 71V72H132ZM152 71V70H151ZM170 71V70H169ZM171 71H172V69H171ZM179 70H178V68L176 69V71H174V72H178ZM216 71V70H215ZM253 71V70H252ZM255 71V70H254ZM252 72L251 73V70H249V72H250V74L252 75V78L251 79H253L252 81H251V88H253L254 86H256L255 84V81H257V80H261V79H257V78H259L260 76H261V74H260V76H258L257 74H258V72ZM256 71H258V70H256ZM261 71V70H260ZM114 72H115V70H114ZM113 72V73H114ZM161 72V71H160ZM197 72V71H196ZM218 72V71H217ZM226 72V71H225ZM228 72V71H227ZM243 73L244 72H247V69H246V71L244 70V71H242ZM242 72H240V73H242ZM262 73H264V71H261ZM87 73V72H86ZM104 73V72H103ZM116 73H118L117 72V70H116ZM116 73H115V75H116ZM124 73H122V74H124ZM154 73V74H153ZM179 73V72H178ZM228 73V74H229ZM248 73V72H247ZM106 74H107V72H106ZM105 74V75H106ZM191 73H189V75H190ZM197 74V73H196ZM245 75V77H246V73H244ZM255 74L257 75V77L255 78ZM102 75V74H101ZM111 75H113V74H111ZM163 75V74H162ZM184 75V74H183ZM188 73H185V77L183 78L181 75V78L183 79H181V84H182V82H183V84H185V82L186 81H189V80H187L186 78H188ZM192 75H193V73H192ZM211 75V74H210ZM214 76H215V74H213ZM212 75V76H213ZM243 75V74H242ZM242 75H241V77H242ZM250 75V76H251ZM107 76V75H106ZM194 76V75H193ZM192 76V77H193ZM207 76H208V74H207ZM240 76V75H239ZM243 76V77H244ZM126 77V78H125ZM179 77V76H178ZM191 77V79L193 80L194 78H192ZM211 77V76H210ZM242 77V78H243ZM247 77H249V76H247ZM66 78V77H65ZM107 78V77H106ZM110 77L108 76V79H109ZM115 78V77H114ZM114 78L112 79V81L114 80ZM208 78V77H207ZM218 78V77H217ZM242 78H241V80H239L238 79V81H242ZM96 79V78H95ZM105 79V78H104ZM116 79V78H115ZM168 79V78H167ZM166 79V80H167ZM184 79L186 80L185 82H184ZM212 79H214L213 77H212ZM232 79V78H231ZM236 79V78H235ZM234 79V80H235ZM247 79V78H246ZM257 79V80H256ZM100 80H103L102 78L100 79ZM165 80V81H166ZM227 79H221L220 81H218L217 83H214V87H217V88H219V84H222L224 81H226ZM237 80V79H236ZM244 80H245V78H244ZM243 80V81H244ZM97 81V80H96ZM108 81V80H107ZM115 81V80H114ZM119 81V80H118ZM117 81V82H118ZM168 81H169V79H168ZM172 81V80H171ZM177 81H179V80H177ZM193 81H195V80H193ZM209 81V80H208ZM211 81V80H210ZM242 81V82H243ZM262 81V80H261ZM260 81V83H262ZM106 83V81H103L102 83ZM111 82V81H110ZM173 82V81H172ZM197 82V81H196ZM242 82H240V83H242ZM245 82V81H244ZM97 83V82H96ZM95 83V84H96ZM108 83V82H107ZM106 83V84H107ZM120 83V82H119ZM171 83V82H170ZM170 83H169V85H170ZM175 83H176V81H175ZM191 83V82H190ZM192 83H195V82H192ZM210 83V82H209ZM238 83V82H237ZM94 84V85H95ZM101 83H99V85L97 86V87H99V86H101L100 85ZM106 84H104V86L106 85ZM172 84V83H171ZM179 84H180V81H179ZM180 84V85H181ZM232 84V83H231ZM258 84V83H257ZM42 85V84H41ZM109 85H111V84H109ZM116 85V84H115ZM118 85V84H117ZM142 85V86H143ZM168 85V86H169ZM173 85V84H172ZM175 85V84H174ZM177 85V84H176ZM175 85V86H176ZM198 85V84H197ZM203 85V84H202ZM227 85H228V83H227ZM227 85H226V87H227ZM235 85V84H234ZM241 84H239V86H240ZM243 85V84H242ZM96 86V85H95ZM94 86V88H95V90H96V88L97 87H95ZM114 85L112 84V87H113ZM165 86V85H164ZM163 86V87H164ZM191 86V85H190ZM189 86V87H190ZM194 86H196L195 84H193V87ZM225 86V85H224ZM228 86H231L230 84L228 85ZM247 86V85H246ZM249 86H250V84H249ZM258 86H260V84L258 85ZM257 86V87H258ZM29 86H27L26 88H28ZM106 87H107V85H106ZM166 87V88H165ZM164 87V89H167L168 87L167 86H165ZM172 87L174 88V86H171L170 88L172 89ZM202 86H198V89H200ZM207 87V86H206ZM237 87H238V85H237ZM256 87V88H257ZM26 88H25V90H26ZM60 88V87H59ZM80 87H78V89H79ZM104 87H102V89H103ZM141 88H143V87H141ZM192 88V87H191ZM208 88V87H207ZM206 88V89H207ZM234 88V90H235V87H233ZM242 88V87H241ZM240 88V89H241ZM261 88V87H260ZM30 89V88H29ZM106 89V88H105ZM129 89V88H128ZM169 89V88H168ZM196 89H197V86H196ZM204 88H202V90H203ZM221 89H222V87H221ZM223 89H225V88H223ZM222 89V90H223ZM228 89V90H227ZM227 89H225V90H227V91H229V88H227ZM243 89H244V87H243ZM37 90V89H36ZM36 90H34V91H36ZM104 90V89H103ZM108 90V89H107ZM119 90V89H118ZM118 90H116V91H118ZM121 90H123V89H121ZM137 90V89H136ZM135 90V92H133L130 96H131V98H129L128 96H127V94H126V96L129 98V101L127 102L128 103V107L129 108H127L124 112L125 113H127V114H129V112H130V110H134V113H132V114H134L133 116H134V118L136 117V111L135 110H137V108H136V106H138L137 104H135L136 103V101L135 100H137L138 98H139V93H137V91ZM139 90V89H138ZM141 90V89H140ZM146 90V89H145ZM201 90V91H202ZM211 89H209V91H210ZM220 90V89H219ZM221 90V91H222ZM233 90V89H232ZM232 90H230L229 92H232ZM29 91V90H28ZM60 91V90H59ZM79 91V90H78ZM97 91V90H96ZM99 91V90H98ZM109 91V93L111 92L110 90H108ZM114 91V90H113ZM125 91H127V90H125ZM142 91V90H141ZM143 91H144V89H143ZM161 91H165V90H161ZM161 91H158L159 92V95H162V94H160V93H163V92H161ZM167 91V90H166ZM165 91V92H166ZM204 91H206V90H204ZM212 91H213V89H212ZM220 91V92H221ZM239 91V90H238ZM253 91H255L254 89H253ZM253 91L251 90V94H253V96L255 97V93H253ZM262 91H264V90H262ZM73 92V91H72ZM104 92V91H103ZM102 92V93H103ZM132 92V91H131ZM130 92V93H131ZM261 92V91H260ZM39 93H41V91L39 92ZM62 93V94H61ZM58 96H56V95H54V96H56V98L55 99H53V101L51 100V103H49V104H51L52 106H55L56 108H58V107H62V105H64V102L67 100V95H68V92H65V94L63 93V92H61ZM67 93V94H66ZM79 93V92H78ZM97 93V92H96ZM96 93H95V95H96ZM106 93V92H105ZM105 93H103V94H105ZM112 93V92H111ZM110 93V94H111ZM115 94H116V92H114ZM129 93V91H128V94H130ZM142 93V92H141ZM146 92H144V94H145ZM204 93V92H203ZM206 93H208L207 91H206ZM211 93V92H210ZM217 93V92H216ZM237 93V92H236ZM235 93V94H236ZM245 93V92H244ZM247 93H250V92H248L247 91ZM56 94V93H55ZM70 94V93H69ZM72 94V93H71ZM94 94V93H93ZM99 94H100V92H99ZM110 94H105V95H109L110 96ZM115 94H113L114 95V98L116 97L115 96ZM164 94V93H163ZM197 94H199V93H197ZM214 94H215V92H214ZM214 94H213V96H214ZM222 94H223V92H222ZM226 94H227V92H226ZM226 94H224L225 96H226ZM231 95H233L234 93H230ZM238 95H239V92L237 93ZM242 94V93H241ZM257 94V93H256ZM261 94V93H260ZM98 95V94H97ZM112 95V94H111ZM113 95H112V97L110 96V98H111V100H112V98H113ZM143 94H141V96H142ZM147 95V94H146ZM154 95V96H153ZM165 95V94H164ZM203 95V94H202ZM210 95H212V94H210ZM220 94H218V96H219ZM228 95V94H227ZM237 95V96H238ZM38 96V95H37ZM108 96V97H109ZM140 96V97H141ZM199 96V95H198ZM243 96H245V95H243ZM252 96V95H251ZM259 96V95H258ZM260 96H262V95H260ZM260 96H259V98H260ZM68 97H70L69 95H68ZM97 97V96H96ZM118 97V96H117ZM197 97V96H196ZM208 97H210L211 98V96H208ZM220 97V96H219ZM249 97V96H248ZM262 97H264V96H262ZM18 98V97H17ZM16 98V99H17ZM20 98V97H19ZM39 98V97H38ZM54 98V97H53ZM95 98V97H94ZM107 98V97H106ZM126 98V97H125ZM216 98V97H215ZM220 98H222V97H220ZM226 98H227V96H226ZM8 99H10V98H8ZM15 99V100H16ZM40 99V98H39ZM50 99V98H49ZM70 99V98H69ZM109 99V98H108ZM147 99H146V101L145 102H147ZM160 99H161V97H160ZM219 99V98H218ZM223 99V98H222ZM228 99V98H227ZM230 99V98H229ZM228 99V100H229ZM262 99V98H261ZM261 99H259V100H261ZM38 100V99H37ZM41 100H42V98H41ZM40 100V101H41ZM93 100H95V99H93ZM115 100V99H114ZM122 100V99H121ZM130 100H132V101H130ZM145 100V99H144ZM203 100V99H202ZM217 100V99H216ZM236 100V99H235ZM235 100H233V101H235ZM242 100V99H241ZM240 100V101H241ZM248 100V99H247ZM22 101V100H21ZM48 101V100H47ZM69 101V100H68ZM100 100H98L97 102H99ZM110 101V100H109ZM109 101H107V100H105V99H103L102 101H100V109H101V114H104V113H107V109H109L110 110V108H111V104H112V102H109ZM123 101V100H122ZM139 101V100H138ZM207 100H206V98H205V100H203L202 101V103H201V105L203 104V102H206ZM220 101V100H219ZM224 101H225V99H224ZM232 101V102H233ZM252 101H254V100H252ZM255 101H257V100H255ZM15 102V101H14ZM36 102V101H35ZM38 102V101H37ZM36 102V103H37ZM95 102H96V100H95ZM135 102V103H134ZM143 102V101H142ZM145 102H143L144 104H145ZM150 102H152V100L150 101ZM208 102V101H207ZM215 101H213V103H214ZM218 102V101H217ZM228 102H230V101H228ZM244 102H246L245 100H244ZM247 102H249V101H247ZM32 103H34V101H32ZM42 103H44L43 102V100H42ZM46 103H48V102H46ZM138 103H140V102H138ZM156 103V102H155ZM157 103H159V102H157ZM154 104V103H150V104H154V105H148V103L147 104H145V105H148V106H146V109L148 108V110H149V108L151 107V109L150 110H152L151 112H150V114H152V113H154L153 112V109H154V107H155V105H157V106H159L158 104ZM189 103V102H188ZM209 103V102H208ZM211 103V102H210ZM224 103V102H223ZM144 104H139V107L138 108H141L140 107V105H143V106H145ZM163 104V103H162ZM199 104V103H198ZM215 104H217L216 102H215ZM214 104V105H215ZM221 104H222V102H221ZM230 104V103H229ZM236 104V103H235ZM241 104V103H240ZM249 104V103H248ZM253 104V103H252ZM251 104V105H252ZM31 105V104H30ZM32 105H34V104H32ZM37 105V104H36ZM46 106H44V108L46 107L47 108V104H45ZM84 105H85V103H84ZM96 105H97V103H96ZM95 105V106H96ZM189 105V104H188ZM188 105H187V107L186 108H189L188 107ZM200 105V106H201ZM222 105H226L225 103L224 104H222ZM221 105V106H222ZM39 107H40V105H38ZM48 106H50V105H48ZM98 106V105H97ZM122 106V105H121ZM121 106H120V108H121ZM125 106H126V104H125ZM124 106V107H125ZM194 106V105H193ZM195 106H196V104H195ZM198 106V105H197ZM199 106V107H200ZM205 106V105H204ZM209 106H211V107H214L213 106V104L211 105H209ZM232 106V105H231ZM236 106V105H235ZM39 107H36L37 108V111L36 112H38V108ZM41 107H42V105H41ZM67 107V106H66ZM113 107V106H112ZM183 107V106H182ZM191 107V106H190ZM199 107H197L198 109H199ZM210 107V108H211ZM219 107V106H218ZM217 107V108H218ZM237 108H234V106L233 107H228L226 110H222V109H220V110H217L216 112L215 111H212V110H215V109H212L211 111H210V113H209V111L208 110H203L202 112H201V116H204V115H207V117L209 118L210 116H208V115H211V114H213L214 112H215V114L213 115V116H215V119H211V121H208L209 123H201L200 125H202V127H200V128H196L194 125H193V123H194V120L193 119H190V117L187 119L186 118V120H185V118H184V120L183 119H179V118H177L176 119V117L178 116V115H172L171 116V120L173 121V129H174V132L173 131H171V133L173 132V134H177L178 132H179V130L180 129H182L183 131H185V132H187L189 135H190V139L189 140H187V141H184L183 143H179V144H176V145H170L169 143H167V142H165V140H161L158 136V134L156 133H154L153 131H151V127H149V128H147V130L150 132V134L149 135H147L148 133H146L147 131H145V132H142L139 136H141L143 133V135L140 137V139L138 138H135L136 140L135 141H133L134 140V138H133V140H132V142L131 143H133V142H135V143H133L134 145H135V150L133 149V150H121V152H119V154H117L118 155V160H117V162L115 163L116 165H118V166H116L115 167V169H114V172H112L110 175L108 174V175H106L105 174V172H104V174L105 175H103V174H100L102 177V181L105 183V186H106V188H105V186L104 187H102L101 189H103V191H102V194L103 195H105L106 197H105V206H103V204H102V208H101V206H100V210L98 209V207L99 206H97V208H96V204H97V201H94L95 199V197H94V194H93V199L91 200V192H90V188L88 187V179H86V182L85 181H83V182H85V183H83V186L82 187H80V186H78L77 185V183L79 184V173H81V167H80V165H79V167H77V164H78V162L82 159V155H83V150H60V157H57L56 156V159H54V162L55 163H57V162H63V164L62 165H60L58 168L56 167V165H54L53 166V176L49 179V182L47 183V185L45 186V188H44V186H43V192L44 193H46V196H44V195H42V197H43V199H46L47 200V203L46 204H41L40 206H39V208L41 209V210H45V208H47L48 207V205H51V206H53V205H56V203L57 202H59L60 204L62 203H64V201H66V205H69L70 206V203H71V200L72 199H74L75 198V204H74V207H73V205H72V207L74 208V211L73 212H75V214L74 215H72L71 217H67V218H65V221H67V223H68V225H66V224H64V225H66V226H68V227H70V228H72L73 226H74V223L75 222H77V226H79L80 225V223H83L84 221H82V222H80L81 221V219L80 218H78V221H75V219H76V217H77V215L79 214V212L80 211H82L83 209H85L84 207L87 205L89 208L91 207V210H90V216H92L93 217V219L91 220L92 221V225H90V227H91V230H89L88 228H85L86 226H85V223H84V229H81V227L79 228V231L77 232V233H75V234H73V235H70V237H69V239H68V242H67V244L65 245V246H62V249L60 250L59 249V253H61L60 255H58V256H56L55 254V256H54V258H53V264H59L60 263V261H59V259H60V257H63V255H64V251L65 252H68L69 253V260L70 261H74L76 258H77V264H85V261H88V262H90L91 263V261H97V262H100V260L102 259V258H105V259H107L108 261L109 260H116V259H123V260H125L126 258H128V250L126 251L125 249V251H123V252H118V251H116V250H119V245H130V244H128V243H130V242H134V244H135V246H137V247H141V245L144 243V239H143V237L141 236H139V234H140V232H139V234L137 235L135 232H137L139 229H141V228H139L140 227V225H139V223H142V222H144L145 221V218H146V214L144 215V217L145 218H143L144 220L142 221V216L141 215H139L140 213L139 212H137L136 210H135V202L139 199V195H140V193H139V189L138 188H140V186H141V184H142V181L143 180H145V179H148L149 181H147V182H149L148 184H149V186H152L154 183H157L158 181L160 182V180L161 179H163V178H165V177H167V176H169V177H174V178H182L181 180L180 179H178V180H180L179 181V183H178V186H177V183H176V186H177V189L178 190H180L181 189V187L182 186H184V185H186V184H189V186L186 188V190H185V188H184V190H183V188H182V190L184 191V193H183V196H184V194H185V199L187 198V199H190L192 196H195L196 194L197 195H199L198 194V192H197V190H195V189H197L196 188V183L198 184L199 182H200V179H201V177L199 178L197 175H196V170H199V169H197L196 168V163H198V162H200V160H201V158H204V157H200L201 156V154H200V156L198 155L200 152H198L197 150H202V148H201V146H198L199 145V143L201 144V143H208L209 141H206V140H204V139H208L209 138V140H211L212 141V139H213V143H212V146L214 147V146H219V144H222V143H231L230 145V147H228V149L227 150H224V148L222 147H218V149L217 150H220V152L219 153H222V154H225V151H231L232 153H234V152H238V151H241V153H242V155L244 154L243 152H245L246 154H247V152L249 151V150H253L255 153H256V155H254V157L252 158V159H249L248 161H249V163H251V165H252V167L256 170V175L255 176H253V178H251L252 176L250 175V176H248V177H250L251 179L250 180H248L247 182H243V180L241 179L242 177H244V175L245 174H243L245 171H243V170H241V173H242V171H243V176H241V178H239L238 179V181L240 180V181H242L243 183H239V184H237V182H235L234 180L232 181V182H226V184H229V186L230 185H233L231 188L232 189H234L233 187H235L236 189L239 187V189H237L236 191H235V193H233L232 194V192H231V194L232 195H226V193L224 192V191H222L221 189H218L217 188V190H212V189H210L208 192H207V194L205 195V193L204 194H202L201 196H203V197H211V199L212 198H217L216 200H219L220 198H222V197H224L225 195H226V197H228V199L226 198V200H225V202H223L222 201V203L220 204L219 202L222 200H220V201H218V202H216V204H214V208L212 209V208H210V209H212V211H210V213H208L207 212V216H208V219H207V216H205L204 217V220L205 219H207V220H209V221H207L208 223L205 225V223L203 222H201L202 221V218L200 219L201 221V223L202 224H204L205 225V227L204 228H202L201 229V227H199L200 229H199V231H198V229L197 230H195V231H193V233H192V235H191V237H187V238H184L185 236H188V235H186L187 233H186V231H185V236L182 238V239H180V240H178V241H174V244H176L175 242H179L178 243V245H174L173 246V244L171 245V246H173L172 247V249H170L169 248V250H171V252H172V250L174 251V254H173V257H171L170 256V258H173V260H174V264H190V263H188V260H187V258L189 259V258H191L192 256L194 257V260H193V258H192V260H193V262L195 263L196 262V259H197V262L195 263V264H244V260L245 259H243L242 258V256H254V255H257L258 254V257L255 259V258H253V260L251 261V263H255V264H264V230H262L261 232H260V236L258 237V239L259 240H261V242H260V244L259 245H256V243H257V239H255V238H257V237H255V238H253V239H251L249 236H247V233H244V235L242 236V234L241 235H239V236H242L241 238V240H239L240 239V237H239V239L237 240H232V242L231 241H229L228 239H226L225 238V233H226V231L228 230V228L230 227L231 228V232H233V233H231L232 234V236L233 237H231V235H230V239L231 238H234V236H235V238H236V235H238V234H240L243 230V232H245V228H246V230H247V228H248V223H244V221L245 222H247L246 220H244V221H241V222H243L242 224H245V226H242L243 227V230H242V228H239L238 227V225L237 224H235V218L233 217H231L232 219H230L232 222H230V220H228V219H224V217L225 216H227L232 210H233V208H238L239 207V210L238 211H236L237 213H238V216L240 217V216H242L243 218H244V216H243V213H244V215H245V213L247 212V211H249L250 209H251V206L254 204V203H256L257 201H259L260 200V197H259V193L260 192H258V194H257V191L261 188V186L262 185H264V99H262V102L261 103H259L258 102V104H253L252 106H250V108H246L245 106H244V104H241V106H236ZM73 109V110H70V109ZM83 109V105H82V102H81V100L80 99H75V100H73V102H72V104H71V107L70 108H68L69 109V111H73V116H72V119L73 118H75L76 120L79 118V115H80V113H83V110H82V112H80L81 110H79V109ZM93 108V110H95L94 109V107H92ZM96 108V107H95ZM126 108V107H125ZM183 108H185V107H183ZM195 107H193V109H194ZM205 108V107H204ZM221 108V107H220ZM42 109V108H41ZM68 109H65L66 111L68 110ZM124 109V108H123ZM145 109V108H144ZM143 109V110H144ZM145 109V110H146ZM191 109V108H190ZM198 109H196V110H198ZM205 109H207V107L205 108ZM219 109V108H218ZM16 110H17V108H16ZM39 110H40V108H39ZM45 110H48V108L47 109H45ZM45 110H43V111H45ZM59 110H60V108H59ZM64 110V109H63ZM96 110H97V108H96ZM140 110V109H139ZM141 110H142V108H141ZM147 110V111H148ZM156 110V109H155ZM23 111V110H22ZM42 111V110H41ZM42 111V112H43ZM66 111H65V113H66ZM112 111V110H111ZM188 111H189V109H188ZM195 111V110H194ZM27 112V111H26ZM41 112V113H42ZM47 112V111H46ZM46 112H45V114H46ZM51 112H52V107H51ZM56 112V111H55ZM94 112H96V111H94ZM110 112V111H109ZM121 112V111H120ZM133 112V111H132ZM139 112H141V111H139ZM21 113V112H20ZM19 113V114H20ZM49 113V112H48ZM47 113V114H48ZM63 114H64V111L62 112ZM67 113H68V111H67ZM144 113H145V111H144ZM147 113V112H146ZM192 113V112H191ZM198 113V112H197ZM5 114H7V113H5ZM18 114V115H19ZM28 114H30L29 112H28ZM39 114V113H38ZM44 114V115H45ZM53 114V113H52ZM51 114V115H52ZM54 114H57V112L56 113H54ZM96 114V113H95ZM99 114V113H98ZM97 114V116H99ZM109 114V113H108ZM107 114V115H108ZM122 114V113H121ZM143 114V111L141 112V115ZM22 115H23V113H21V117H22ZM49 115V114H48ZM69 115H70V113H69ZM94 115V114H93ZM124 115V114H123ZM126 115V114H125ZM140 115V114H139ZM144 115V114H143ZM143 115L142 116H140V117H143ZM146 115V114H145ZM148 115H149V112H148ZM183 115H184V113H183ZM192 115V114H191ZM199 115V114H198ZM198 115H195V116H198ZM39 116H40V114H39ZM47 116V115H46ZM54 116V115H53ZM64 116V115H63ZM130 116V115H129ZM147 116V115H146ZM163 116V115H162ZM189 116V115H188ZM193 116V115H192ZM25 117V116H24ZM56 116H54V118H55ZM59 117V116H58ZM60 117H62V116H60ZM59 117V118H60ZM96 117V116H95ZM149 117V116H148ZM6 118V122H8V123H10V122H16L17 121V119H16V115L13 113V112H10V113H8L7 114V116L5 117ZM26 118V117H25ZM36 118V117H35ZM54 118H51V119H54ZM67 118H69V117H67ZM71 118V117H70ZM104 118H105V116H104ZM131 117H129V118H126L128 121H127V123L129 122V119H130ZM147 118V117H146ZM161 118V117H160ZM38 119H39V117H38ZM50 119V120H51ZM63 119V118H62ZM122 119V118H121ZM123 119H125V118H123ZM137 119V118H136ZM143 119H145V118H143ZM150 119V118H149ZM28 120V119H27ZM61 120V119H60ZM65 120V119H64ZM74 120V119H73ZM79 120V119H78ZM81 120H82V116H81ZM99 120V119H98ZM131 120H133V118L131 119ZM146 120V119H145ZM165 120V119H164ZM20 121V120H19ZM25 121H26V119H25ZM67 121V120H66ZM66 121H61V122H64V124H65V122ZM75 121V120H74ZM74 121H72V123L74 122ZM80 121V120H79ZM124 121V120H123ZM136 121V120H135ZM147 122H149L148 120H146ZM155 121V120H154ZM167 121V120H166ZM170 121V120H169ZM207 121V120H206ZM47 122H50V121H47ZM53 122V121H52ZM51 122V123H52ZM57 122H58V120H57ZM61 122H59L58 123V125L59 124H61V133H60V136H61V134H62V132H63V135L62 136H64V138H65V131H62V130H64V128H63V126H62V123ZM69 122H71V121H69ZM99 122V121H98ZM97 122V123H98ZM132 122V121H131ZM143 122H144V120H143ZM142 122V123H143ZM150 122H151V120H150ZM71 123V124H72ZM75 123L76 122H74L73 124L75 125ZM81 123V122H80ZM79 123V124H80ZM127 123H125V125L127 124ZM152 123V122H151ZM161 123V122H160ZM159 123V124H160ZM168 123V122H167ZM171 123V122H170ZM32 124H34V123H32ZM38 124H39V122H38ZM46 124V123H45ZM54 124H56V123H54L53 122V127H54ZM95 124V123H94ZM121 124V123H120ZM129 124H130V122H129ZM128 124V125H129ZM141 124V123H140ZM2 125V124H1ZM26 125V124H25ZM51 125V124H50ZM70 124L69 123H67L66 124V126L68 127ZM118 125H119V123H118ZM128 125H127V127L126 128H129L128 127ZM147 125H149L148 123H147ZM199 125V124H198ZM199 125V126H200ZM35 126V125H34ZM52 126V125H51ZM56 126H57V124H56ZM60 126V125H59ZM65 126V127H66ZM75 126H77V123H76V125ZM131 126V125H130ZM140 126V125H139ZM163 126V125H162ZM161 126V127H162ZM53 127H52V129L51 130H53ZM66 127V128H67ZM112 127H113V125H112ZM118 127H121V131L122 130H124L125 129V126L123 125V126H118ZM158 127H160V126H158ZM160 127V128H161ZM165 127V126H164ZM21 128H23L22 127V125H21ZM35 128V127H34ZM46 129H47V127H45ZM44 128V129H45ZM55 128H57V127H55ZM60 128V127H59ZM68 128H72V126H69ZM50 129V128H49ZM73 129V128H72ZM80 129H82V128H80ZM115 129H117L116 127H115ZM115 129H114V127H113V129L111 128V131H112V133H113V131H114V133L116 132V133H119L118 131L120 130H116L115 131ZM169 129V128H168ZM19 130V129H18ZM22 130V129H21ZM35 129H32V131H34ZM126 130V129H125ZM125 130H124V132H125ZM128 130V129H127ZM159 130V129H158ZM55 130H53V132H54ZM58 131V130H57ZM143 131V130H142ZM163 131V130H162ZM181 131V130H180ZM34 132H36V131H34ZM46 132V131H45ZM47 132H48V130H47ZM67 132H69V130L67 131ZM66 132V133H67ZM70 132H71V130H70ZM129 132V131H128ZM19 133V132H18ZM29 133V132H28ZM58 133H59V131H58ZM57 133V134H58ZM80 133V132H79ZM81 133H84V132H81ZM126 133H127V131H126ZM139 133V132H138ZM171 133H168V134H170V136L172 135ZM55 134H56V131H55ZM55 134H53V136L55 135ZM69 136H70V134L69 133H67ZM119 134H121V133H119ZM21 135V134H20ZM31 135V134H30ZM49 135H51V133L49 134ZM79 135V134H78ZM80 135H82V134H80ZM123 135V134H122ZM126 135V134H125ZM144 135H146V137L144 136ZM161 135V134H160ZM32 136H34V135H32ZM59 136V137H60ZM61 136V137H62ZM76 136V135H75ZM121 136V135H120ZM143 136L145 137V138H143ZM165 136H167L168 137V135L166 134ZM169 136V137H170ZM7 137V136H6ZM22 137V136H21ZM37 137V136H36ZM55 137V136H54ZM68 137V136H67ZM66 137V138H67ZM71 137V136H70ZM78 137V136H77ZM126 137H127V135H126ZM72 138V137H71ZM119 138V137H118ZM117 138V139H118ZM123 138V137H122ZM30 139V138H29ZM37 139H38V137H37ZM50 139V138H49ZM63 139V138H62ZM70 139V138H69ZM73 139H75V138H73ZM78 139V138H77ZM116 139V140H117ZM120 139V138H119ZM201 139V140H200ZM36 140V139H35ZM40 140V139H39ZM60 140H61V138H60ZM71 140V139H70ZM115 140V139H114ZM121 140V139H120ZM124 140H125V136H124ZM26 141V140H25ZM74 142H75V140H73ZM78 141H79V139H78ZM109 141V140H108ZM121 141H123V140H121ZM39 142H41V141H39ZM80 142V141H79ZM119 142V141H118ZM124 142V141H123ZM12 143V142H11ZM42 143V142H41ZM82 143V142H81ZM80 143V144H81ZM74 144V143H73ZM202 145V144H201ZM81 146H82V144H81ZM130 146H131V144H130ZM128 147V146H127ZM36 148V147H35ZM35 148H34V150H35ZM72 148V147H71ZM70 148V149H71ZM125 148V147H124ZM215 148V147H214ZM217 148V147H216ZM81 149V148H80ZM204 150V149H203ZM206 150V149H205ZM94 151V150H93ZM113 151H115V150H102V151H100L98 154H97V156H96V152H95V156H96V159H95V161L94 160H92V161H94L95 163H98V162H102V164H104L103 163V158H105V157H107L108 155L110 156V155H113L115 152H113ZM207 151V150H206ZM210 151V150H209ZM212 151V150H211ZM210 151V152H211ZM214 151V150H213ZM216 151V150H215ZM90 152V151H89ZM98 152V151H97ZM39 153V152H38ZM93 153V152H92ZM203 153V152H202ZM205 153V152H204ZM209 153V152H208ZM252 153V152H251ZM57 154V153H56ZM86 154V153H85ZM84 154V155H85ZM89 154V153H88ZM214 154V153H213ZM212 154V155H213ZM249 154H250V152H249ZM66 155H68V157L66 156ZM92 155V154H91ZM91 155H90V157H91ZM94 155V154H93ZM115 155V154H114ZM230 155V154H229ZM241 154H240V156H242ZM251 155V154H250ZM89 156V155H88ZM227 156V155H226ZM248 156V155H247ZM247 156H244L245 158L247 157ZM47 157V156H46ZM115 157V156H114ZM221 157V156H220ZM223 157V156H222ZM221 157V158H222ZM228 158H230L229 156H227ZM250 157V156H249ZM48 158V157H47ZM54 158V157H53ZM63 158H65V160L63 159ZM87 158H89V157H87ZM205 158L207 159V157L205 156ZM211 158V157H210ZM216 158V157H215ZM220 158V159H221ZM232 158V157H231ZM233 158H237L236 156L235 157H233ZM242 157H240V159H241ZM251 158V157H250ZM45 159V158H44ZM61 161H60V160ZM68 159V161H69V163H67L66 162V160ZM108 159V158H107ZM213 159V158H212ZM218 159H219V157H218ZM219 159V160H220ZM223 159V158H222ZM239 159V158H238ZM238 159H236V164L237 165H241V163H243V162H241L240 160V162L239 163H237L238 162ZM243 159V158H242ZM216 160V159H215ZM224 160V159H223ZM222 160V161H223ZM116 161V160H115ZM206 161V160H205ZM221 161V162H222ZM224 161H226V159L224 160ZM224 161H223V163H224ZM104 162H106L105 160H104ZM215 162V161H214ZM93 163V162H92ZM109 163V162H108ZM204 163V162H203ZM209 164H210V162H208ZM211 163H213V160H212V162ZM217 163V161L215 162V164L214 165H217L216 164ZM223 163H221V164H223ZM245 163V162H244ZM247 163V162H246ZM110 164V163H109ZM108 164V165H109ZM200 164V166L202 165L201 163H199ZM199 164L197 165V166H199ZM207 164V163H206ZM35 165V164H34ZM74 165L76 166V168L74 167ZM93 165H94V163H93ZM98 165V164H97ZM195 165V166H194ZM212 165V164H211ZM224 165V164H223ZM223 165H221L220 167H222ZM225 165H226V163H225ZM237 165H235V166H237ZM12 166V165H11ZM103 166V165H102ZM208 166V165H207ZM231 166H232V164H231ZM246 166H247V164H246ZM98 167H101V166H98ZM203 167V166H202ZM205 167V166H204ZM203 167V168H204ZM210 167H212V166H209V168ZM219 167V166H218ZM217 167V168H218ZM227 167L229 168V169H231L230 167H229V165H227ZM233 167V166H232ZM242 166H240L239 168H241ZM247 167H249V165L247 166ZM9 168V167H8ZM83 168V167H82ZM92 168V167H91ZM108 168V167H107ZM106 168V169H107ZM113 168H114V165H113ZM208 168V169H209ZM236 168V167H235ZM40 169V168H39ZM76 169V170H75ZM101 169V168H100ZM103 169H104V167H103ZM202 168L200 167V171L202 172V170H201ZM205 169V168H204ZM236 169H238V168H236ZM236 169H235V171H236ZM244 169H247V168H244ZM252 169V168H251ZM250 169V170H251ZM214 170V169H213ZM213 170H212V172H213ZM228 170V169H227ZM239 170V169H238ZM255 170H254V172H255ZM34 171H35V169H34ZM100 171V170H99ZM113 171V170H112ZM209 172H210V169L208 170ZM222 171H224V170H222ZM253 171V170H252ZM15 172V171H14ZM38 172V171H37ZM42 172V171H41ZM91 172V171H90ZM102 172V171H101ZM100 172V173H101ZM206 172V171H205ZM226 172V171H225ZM228 172H230V171H228ZM247 172H249L248 171V169H247V171H246V173ZM12 173V172H11ZM107 173V172H106ZM208 173V172H207ZM206 173V174H207ZM233 173L235 174V172H234V170H233ZM232 173V174H233ZM249 173H251V171L249 172ZM12 174H14V173H12ZM17 174H19V173H17ZM30 174V173H29ZM82 174V173H81ZM222 174V173H221ZM224 174V173H223ZM234 174H233V176H234ZM237 174V173H236ZM241 174V175H242ZM254 174V173H253ZM28 175V174H27ZM91 175V174H90ZM96 175V174H95ZM199 175V174H198ZM209 175V174H208ZM226 175V174H225ZM248 175V174H247ZM89 176V175H88ZM97 176H98V173H97ZM227 176H228V174H227ZM232 176V177H233ZM237 176V175H236ZM235 176V177H236ZM239 176V175H238ZM237 176V177H238ZM10 177V176H9ZM82 177V176H81ZM94 177V176H93ZM210 177V176H209ZM212 177V176H211ZM210 177V178H211ZM231 177V176H230ZM240 177V176H239ZM247 177V178H248ZM35 178H36V176H35ZM90 178V177H89ZM96 178V177H95ZM208 178V177H207ZM213 178V177H212ZM83 179V178H82ZM81 179V180H82ZM85 179V178H84ZM83 179V180H84ZM94 179V178H93ZM99 179H100V177H99ZM173 179V178H172ZM205 179V178H204ZM218 179V178H217ZM217 179H216V181H217ZM219 179H221V177L219 178ZM235 179V178H234ZM245 179V178H244ZM16 180V179H15ZM80 180V181H81ZM206 180V179H205ZM222 181L224 180V179H221ZM93 181V180H92ZM213 181V180H212ZM225 181H226V179H225ZM230 181V180H229ZM245 181V180H244ZM12 182V181H11ZM17 182V181H16ZM145 182V181H144ZM201 182H202V179H201ZM4 183H5V181H4ZM7 183V182H6ZM14 183V182H13ZM12 183V184H13ZM19 183V182H18ZM99 183V182H98ZM101 183V182H100ZM146 183V182H145ZM144 183V184H145ZM208 183H210V182H208ZM221 183V182H220ZM219 183V184H220ZM2 184H3V182H2ZM15 184V183H14ZM161 184V183H160ZM168 184V183H167ZM201 184H203V183H201ZM206 184V186L208 187V185H207V183H205ZM211 184H214V185H216L215 183H214V181H213V183L211 182L210 183V185ZM41 185H42V183H41ZM80 185V184H79ZM95 185V184H94ZM103 185V184H102ZM191 185V186H190ZM199 185V189L201 188L202 189V187H200V184H198ZM197 185V186H198ZM204 185V184H203ZM218 185V184H217ZM2 186V185H1ZM98 186H100V185H98ZM148 186V187H149ZM163 186V185H162ZM166 186V185H165ZM224 186L225 185H223V188H224ZM236 186H238V187H236ZM6 187V186H5ZM4 187V188H5ZM7 187H8V185H7ZM6 187V188H7ZM22 187V186H21ZM41 187V186H40ZM94 187V186H93ZM93 187H91V188H93ZM186 187V186H185ZM203 187H205V185L203 186ZM211 186H209V188H210ZM219 187H221V186H219ZM226 187V186H225ZM14 188V187H13ZM17 188V187H16ZM95 188V187H94ZM97 188V187H96ZM100 188V187H99ZM150 188H152V187H150ZM161 188H163V190H164V187H161ZM174 187H172V189H173ZM231 188H230V190H231ZM249 188V189H248ZM98 189V188H97ZM96 189V190H97ZM101 189H100V191H101ZM166 189V188H165ZM177 189H176V191H177ZM204 189V188H203ZM224 189H226L227 190V188H224ZM245 191V193H244V197H246V198H248V199H246V200H248L249 201V203L250 204H247L246 203V201H244L243 200V196L241 197V195L240 194H238L239 193V191H243V190ZM7 190V189H6ZM9 190V189H8ZM19 190V189H18ZM99 190V189H98ZM163 190L161 189V190H159V191H162L163 192ZM168 190H171V189H168ZM167 190V191H168ZM174 190H175V188H174ZM173 190V191H174ZM181 190V191H182ZM206 190H208V189H206ZM262 190H264V189H262ZM22 191V190H21ZM77 191L79 192L78 194H77ZM152 191V190H151ZM165 191V190H164ZM176 191H174L176 194H177V192ZM181 191H180V194L179 195H181ZM1 192V191H0ZM3 192V191H2ZM41 192V191H40ZM95 192V191H94ZM166 192V191H165ZM164 192V193H165ZM170 192V191H169ZM174 192H173V194H174ZM179 192V191H178ZM200 192H203V190L201 191L200 190ZM18 193V191H16V194ZM96 193H98L97 191H96ZM101 193V192H100ZM106 193V194H105ZM161 193V192H160ZM171 193V192H170ZM262 193H264V191H262ZM146 193H144V195H145ZM163 194V193H162ZM166 194H168V192L166 193ZM228 194V193H227ZM230 194V193H229ZM102 195V197H104ZM170 195V194H169ZM261 195V194H260ZM9 196V195H8ZM17 196H19V195H17ZM96 196V195H95ZM101 196V195H100ZM142 196V195H141ZM201 196H199V197H201ZM1 197V196H0ZM3 197H7V195L5 194ZM3 197H1V201H0V261L1 260H3V262L4 261H6L7 263H8V261L11 259H13L14 260V256L15 255H17L18 256V258H17V260L19 259L20 260V262H24L25 260V258H27V259H30V256L29 255H31L32 256V259L31 260H36V261H34V262H32L31 264H35V263H38L39 264V260H40V255H38L39 253H37L36 251H35V249L32 251V250H27V249H25L24 247H23V249H25V251L24 252H28V254L29 255H27L26 256V253L24 254L23 253V251L21 250V249H17L16 250V247H20L21 245H19L20 243H21V235H22V229L20 228L21 226H20V218L18 217V216H15V214L17 213L15 210H14V206H12V204H11V202H10V200H9V202H8V204H3V202L5 201L4 199H2ZM98 197H99V194H98ZM262 197V196H261ZM165 198H168L167 196L165 197ZM178 198V197H177ZM177 198L175 199L176 201H179V200H177ZM183 198V197H182ZM99 199V198H98ZM100 199H102L101 197H100ZM141 199V198H140ZM171 199V198H170ZM179 199H181V197H179ZM192 199H193V197H192ZM195 199H196V197H195ZM208 199V198H207ZM20 200V199H19ZM89 200H91V201H89ZM103 200H104V198H103ZM103 200L101 201V202H103ZM262 200H264V199H262ZM140 201V200H139ZM139 201H137V202H139ZM159 201V200H158ZM163 201V200H162ZM161 201V202H162ZM175 201V202H176ZM183 201V200H182ZM185 202H186V200H184ZM184 201H183V204H184ZM200 201H202L201 199H200ZM212 201V200H211ZM100 202V201H99ZM100 202V203H101ZM203 202V201H202ZM243 202H245V204L244 205H242L241 207L240 206H238V205H241ZM158 203V202H157ZM163 203V202H162ZM167 203H168V201H167ZM171 203V202H170ZM173 203V202H172ZM177 203H179V202H177ZM189 203V201L187 202V204ZM206 203H208V202H206ZM209 203H211L210 201H209ZM22 204V203H21ZM20 204V205H21ZM24 204V203H23ZM72 204V203H71ZM164 204V203H163ZM169 204V203H168ZM181 204H182V202H181ZM181 204H179V205H181ZM99 205V204H98ZM101 205V204H100ZM165 205V204H164ZM209 205V204H208ZM155 206V205H154ZM159 206V205H158ZM175 206V205H174ZM174 206H172L171 205V208L172 207H174ZM189 207L188 205H186L185 204V207ZM211 206H212V203H211ZM255 206V205H254ZM35 207V206H34ZM62 207H63V205H62ZM87 207V208H88ZM139 207V206H138ZM137 207V208H138ZM165 207H169V205L168 206H165ZM164 207V208H165ZM181 207V206H180ZM209 207H210V205H209ZM88 208V209H89ZM159 208V207H158ZM183 208H184V206H183ZM59 209V208H58ZM157 209V208H156ZM169 209H170V207H169ZM168 208H167V210H168V212L169 213H167V210L165 211V214H167V215H162L161 213H160V216H157V218H153L152 220H153V223H147V224H149V226L150 227H148V229H156L157 227H160V226H158V225H160L161 224V226L163 225V224H170V223H168V222H170L171 221V225L172 224H174L173 226H172V228H170L169 227V229H173V230H175V229H178L177 227L180 225V223L179 224H177L176 222V218H173V217H171V213L172 212H170V210H169ZM177 209H178V207H177ZM180 209H182V208H180ZM207 209V208H206ZM30 210V209H29ZM54 210V209H53ZM60 210V209H59ZM71 210V209H70ZM69 210V211H70ZM179 210V209H178ZM185 210H187V209H185ZM58 210H56V212H57ZM66 211V210H65ZM157 211V210H156ZM156 211H155V213H156ZM161 211V210H160ZM160 211H158V212H160ZM162 211H163V209H162ZM180 211H182V210H180ZM240 211H242V212H240ZM86 212V211H85ZM158 212H157V215H158ZM175 212H176V210H175ZM184 212V211H183ZM233 212V211H232ZM231 212V213H232ZM235 212V213H236ZM68 213V212H67ZM70 213V212H69ZM82 213V215H83V212H81ZM87 213V212H86ZM178 213V212H177ZM180 213V212H179ZM186 213H188V210H187V212ZM235 213L233 214V216L235 215ZM250 213V212H249ZM260 213V212H259ZM56 214V213H55ZM142 214V213H141ZM168 214H170L169 216H168ZM182 214V213H181ZM209 214V215H208ZM40 215V214H39ZM38 214L36 215V216H39ZM70 215V214H69ZM68 215V216H69ZM81 215V216H82ZM84 215H85V213H84ZM83 215V216H84ZM143 215V214H142ZM155 215V214H154ZM153 214H152V217L154 216ZM175 215V214H174ZM176 215H178V214H176ZM183 215L185 216L186 214H184L183 213ZM183 215L181 216V218L183 219ZM205 215V214H204ZM230 215V214H229ZM228 215V216H229ZM237 215V214H236ZM56 216V215H55ZM165 216V217H164ZM191 216V215H190ZM189 216V217H190ZM194 216V215H193ZM232 216V215H231ZM237 216V217H238ZM247 216V215H246ZM63 217V216H62ZM178 217H180V215H178ZM249 217V216H248ZM253 217H256L255 215L253 216ZM253 217H251V218H253ZM41 219H42V217H40ZM44 218V217H43ZM46 218V217H45ZM87 219V217H84V219ZM90 218V217H89ZM149 218V217H148ZM166 218V219H165ZM180 218V219H181ZM187 218V217H186ZM185 218V219H186ZM226 218V217H225ZM228 218V217H227ZM38 220H39V218H37ZM150 219L151 218H149V221H150ZM173 219H175L174 220V223L172 222V220ZM179 219V218H178ZM180 219H179V221H180ZM194 219V218H193ZM193 219L192 218H190V221L192 220L193 221ZM254 220H256V218H253ZM253 219H251V220H253ZM63 220V219H62ZM77 220V219H76ZM80 220V221H79ZM118 220H121V222L120 221H118ZM148 220V219H147ZM151 220V221H152ZM184 220V219H183ZM183 220H181L180 222H182ZM189 220V219H188ZM199 220V219H198ZM197 220V221H198ZM203 220V221H204ZM249 220H250V218H249ZM248 220V221H249ZM261 220V219H260ZM259 220V221H260ZM3 221V222H2ZM22 221H23V219H22ZM64 221V222H65ZM91 221H89V222H91ZM118 221V222H117ZM176 221V222H175ZM185 221V220H184ZM183 221V222H184ZM234 221V222H233ZM236 221H237V219H236ZM238 221H239V218H238ZM261 221H264V220H261ZM260 221V222H261ZM39 222H41V221H39ZM44 222V221H43ZM45 222H46V220H45ZM80 222V223H79ZM86 222V221H85ZM117 222V223H116ZM146 222V221H145ZM229 222L231 223V224H229ZM251 222V221H250ZM249 222V223H250ZM258 222V221H257ZM42 223V222H41ZM114 223V224H113ZM187 223V227L190 225H188V223H190L189 221L188 222H186ZM198 224H201V223H199V221L197 222ZM237 223V222H236ZM144 224H146V223H144ZM144 224H141V225H144ZM183 223H181V225H182ZM241 224V223H240ZM262 224V223H261ZM43 224H41V226H42ZM64 225H63V227H64ZM87 225V224H86ZM166 225V226H167ZM194 225H195V223H194ZM259 225V224H258ZM45 225H43V227H44ZM48 226H50L49 224H48ZM65 226V227H66ZM88 226H89V223H88ZM110 226V227H109ZM168 226H170V225H168ZM193 226V225H192ZM197 227L199 226V225H196ZM237 226V227H236ZM249 226H251V224H249ZM262 226H264V225H262ZM25 227V226H24ZM120 227H127V229L128 230H126L125 232H117V230L120 228ZM146 227V226H145ZM165 228V226H162V228ZM42 228V227H41ZM45 228H46V226H45ZM53 228V227H52ZM77 228V227H76ZM83 228V227H82ZM109 228V232L106 234V236L105 237H101L102 236V234L104 233V232H106V230ZM161 227H160V232H162L161 231V229H162ZM181 228V230H182V227H180ZM190 227H188V229H189ZM238 228V229H237ZM250 228V227H249ZM47 229V228H46ZM63 229V228H62ZM147 229V228H146ZM165 229H167V227L165 228ZM169 229L167 230V231H169ZM191 229H193V227L191 228ZM261 229H264V228H260V230ZM26 230V229H25ZM44 230V229H43ZM48 230H49V228H48ZM67 230V229H66ZM71 230V229H70ZM75 230V229H74ZM158 230V229H157ZM158 230V231H159ZM234 230V231H233ZM259 230V229H258ZM64 231V230H63ZM124 231V230H123ZM148 231V230H147ZM147 231H146V233H147ZM154 231V230H153ZM175 231H177V233L179 232V230H175ZM175 231L174 232H172L171 234L173 235V234H175ZM74 232V231H73ZM149 232V231H148ZM151 232V231H150ZM157 231H155V233H156ZM171 232V231H170ZM170 232H169V235H170ZM229 232V231H228ZM242 232V233H243ZM258 232V231H257ZM258 232V233H259ZM158 233V232H157ZM156 233V235H158ZM166 233V232H165ZM189 233H190V229H189ZM42 234V233H41ZM66 233H62V236H64ZM71 234V233H70ZM143 234V233H142ZM152 234V233H151ZM150 234V235H151ZM159 234H161V233H159ZM164 234V233H163ZM162 234V235H163ZM228 234H230V233H228ZM249 234V233H248ZM48 235H50V232H49V234ZM147 235H149V234H147ZM171 235V236H172ZM177 235V234H176ZM227 235V234H226ZM251 235H252V233H251ZM256 235V234H255ZM254 235V236H255ZM259 235V234H258ZM41 236V235H40ZM144 236V235H143ZM161 236V235H160ZM159 236V237H160ZM165 236V235H164ZM166 236H167V234H166ZM170 236V237H171ZM179 236V235H178ZM176 237L175 235H174V237L175 238H177V239H179L180 238V236L179 237ZM183 236V235H182ZM26 237H27V235H26ZM55 237V236H54ZM159 237L157 238V237H153V238H151V236H148L147 238H146V240H145V243H147L148 241H149V243L150 244H152V242H157L158 240L157 239H159ZM169 237V236H168ZM28 238H29V236H28ZM30 238H32V236L30 237ZM37 238V237H36ZM35 238V239H36ZM39 238V237H38ZM37 238V239H38ZM51 238V237H50ZM63 238V237H62ZM73 238L75 239H77L76 240V242H75V244H72L73 242ZM161 238L163 239V237L161 236ZM165 238V237H164ZM174 238V239H175ZM36 239V240H37ZM44 239V238H43ZM42 239V240H43ZM64 239V238H63ZM62 239V240H63ZM143 239V240H142ZM162 239H160L161 240V242H159V243H161V245L164 243V241L162 242ZM167 239V238H166ZM165 239V241H168L169 240V238H168V240H166ZM171 239L173 240V238L171 237ZM171 239H170V241H171ZM27 240V239H26ZM30 240H34V239H30ZM29 240V241H30ZM45 240L47 241V239L45 238ZM52 240V239H51ZM164 240V239H163ZM219 241V243L218 242H216V241ZM258 240V241H259ZM50 240L48 239V242H49ZM65 241V240H64ZM147 241V242H146ZM22 242H23V240H22ZM47 242V243H48ZM60 242V241H59ZM172 242V241H171ZM171 242H169L170 244H171ZM216 242V243H215ZM29 243V242H28ZM35 243V240H34V242H32L31 243V245L32 244H34ZM39 243H40V238H39ZM42 243H43V241H41V246H43L45 243H43V245H42ZM54 243V242H53ZM61 243H63V241L61 242ZM149 243H147L148 244V246H149ZM57 244V243H56ZM133 244V243H132ZM132 244H131V247H132ZM146 244V245H147ZM157 244V243H156ZM169 244V245H170ZM23 245V244H22ZM40 245V244H39ZM53 245V244H52ZM55 245V244H54ZM68 245H71L70 246V248H68L67 246ZM107 246V250L104 252V253H102V254H100L99 255V253H97V251L100 249V248H102L103 246ZM166 245H168V243L166 244ZM169 245H168V247H169ZM24 246V245H23ZM27 246V245H26ZM30 246V245H29ZM28 246V247H29ZM36 246H38V245H36ZM46 246V245H45ZM45 246H43V248L45 247ZM47 246H49V245H47ZM47 246H46V248H47ZM134 246V245H133ZM143 246H144V244H143ZM156 247L157 248V246L154 244L153 245V247ZM163 246V245H162ZM31 247V246H30ZM40 247V246H39ZM122 247V246H121ZM125 247V246H124ZM128 247V246H127ZM130 247V246H129ZM137 247H135V249L137 248ZM152 246L150 245V248H151ZM158 247H159V245H158ZM161 247V246H160ZM167 247V246H166ZM21 248V247H20ZM38 248V247H37ZM59 248H60V246H59ZM123 248V247H122ZM134 248V247H133ZM149 248V247H148ZM155 248V249H156ZM165 248V247H164ZM164 248H161L160 250H164L165 251V249ZM31 249V248H30ZM49 249V248H48ZM104 249V248H103ZM102 249V250H103ZM106 249V248H105ZM129 249V248H128ZM143 249H144V247H143ZM142 249V250H143ZM154 249V250H155ZM158 249V248H157ZM38 250H39V248H38ZM132 250V249H131ZM145 250H146V247H145ZM148 250H150V249H148ZM147 250V251H148ZM153 249H152V251L151 252H153L154 251ZM22 251V253H20ZM40 251V250H39ZM121 251V250H120ZM130 251V250H129ZM133 251V250H132ZM136 251V250H135ZM140 251V250H139ZM168 251V250H167ZM41 252V255L44 253V250H43V252H42V250L40 251ZM49 252V256H51V254H53V251H51V249H50V251H48ZM138 252V251H137ZM150 252V251H149ZM155 252V255H150V259H148V260H146V258H145V260H146V262H145V260H144V263L143 262H141L139 259V261L141 262V263H138V264H152V263H155V264H164L165 262H167L168 260H167V258L168 257H166V255L163 257L162 255L160 256H156V252H159V249H158V251H154ZM162 252V251H161ZM160 252V253H161ZM170 253V252H169ZM130 254H132L131 252H130ZM129 254V255H130ZM135 255H136V253H134ZM141 254V253H140ZM153 254V253H152ZM159 253H157V255H158ZM172 254V253H171ZM170 254V255H171ZM28 256H29V258H28ZM137 256V255H136ZM151 256H152V258H151ZM169 256V255H168ZM40 257V258H39ZM138 257V256H137ZM136 257V258H137ZM187 257V258H186ZM50 258V257H49ZM196 258V259H195ZM8 261H7V260ZM130 257L128 258V260L129 261H125L127 264H135V261H134V259H132L131 261H130ZM169 259V258H168ZM247 259V258H246ZM113 260H112V262H113ZM122 260V261H123ZM137 260V261H138ZM142 260V261H143ZM192 260L190 259V261L192 262ZM14 261H16V259L14 260ZM27 261V260H26ZM42 261V260H41ZM117 261V260H116ZM138 261V262H139ZM170 261H172V259L171 260H169L168 262H170ZM2 262V261H1ZM10 262V261H9ZM17 262V261H16ZM27 262H29V261H27ZM25 263L24 262V264H28V263ZM31 262V261H30ZM63 262V261H62ZM105 262V261H104ZM124 262V261H123ZM247 262V261H246ZM13 263V262H12ZM15 263V262H14ZM42 263V262H41ZM71 263V262H70ZM103 263V262H102ZM114 263V262H113ZM137 263V262H136ZM172 264H173V262H171ZM193 263V264H194ZM250 263V262H249ZM4 264H5V262H4ZM16 264V263H15ZM21 264V263H20ZM69 264V263H68ZM73 264V263H72ZM75 264V263H74ZM100 264V263H99ZM105 264H109V263H107V262H105ZM115 264H117V263H115ZM166 264V263H165ZM168 264H170V263H168ZM192 264V263H191Z\"/></svg>",
	"mask_w": 264,
	"mask_h": 264
}]
</instances>
